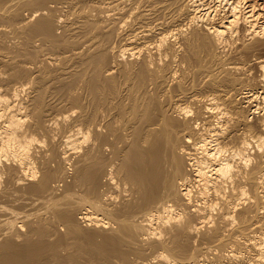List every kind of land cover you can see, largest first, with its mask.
<instances>
[{"label":"rangeland","instance_id":"rangeland-1","mask_svg":"<svg viewBox=\"0 0 264 264\" xmlns=\"http://www.w3.org/2000/svg\"><path fill=\"white\" fill-rule=\"evenodd\" d=\"M2 1V2H1ZM14 1V3H13ZM20 1V3H19ZM28 1V0H26ZM25 0H18V2H16L15 0H0V12L3 14L0 13V35L2 37H0V89H2V93L4 92H7V90H10L12 89V85L15 84V83H12V82H17L19 81L20 79L24 82V87L25 89H23V91H20V95L17 99V102L20 100V101H24V102H20L17 103V104H20L22 105V109H21V116L23 117V120H25L24 124H25V128L29 127L30 130L28 131L27 129V133H32V134H36V141H34V145H32V148H31V151H32V154H31V159H32V163H33V166L36 168L35 170L37 171V174L38 176L37 179L34 178L35 180H25L23 185L21 184H17L16 183V178H18V175L22 176L20 173H17L15 171V166L12 165V168L10 169V171H12V173L9 174V176L7 174H3L0 178V222L2 223V219L6 220L11 214L14 212V210H16L15 212L18 214V216H13V217H10V219L12 218H18L19 219H16L15 222H11L12 226H10L11 224H8L5 222L2 223L4 224L3 226L5 227H0L1 228H6L5 231L4 229L1 230V234L0 236L3 237V234L8 237H12L11 235V232L9 234L8 231H11V229L13 228V224L15 225V227L17 225L20 226V228L23 227V222H22V218L25 217L26 215H30V217H26L28 218L27 221L25 222L29 224V221L33 223V227L35 226V224L37 225L35 228L38 229L35 230L31 228V224L30 223L29 225H26L24 224V228H22L23 230H27L29 231V229L32 230L31 234L27 235L29 232L25 233L24 231L23 232V235L26 234V237L24 235V238H18V236L20 235V237L22 236L20 233H18V236H17V232L19 230H21L19 228V226H17L18 228V231L15 230V227L14 229H12V234L16 235V239L14 240L13 238H15L13 236L12 240H14V244L16 243L15 241L18 239H20L19 242H21L23 239L24 240H28L27 242L29 243V245L25 242H23L24 244H21L17 242L18 245H23V247H25L24 245H28V246H31V243L33 244V246L31 247H28L30 250L33 251L34 247H39L34 251H39L40 254H36L34 253V251L32 252V254L34 253L35 255L33 256L31 253L30 255H28L29 257V260L32 262H29L26 261V260H23L26 261L25 264H99L98 262L96 261H90L88 262L87 260H89V255L90 254H87L85 251H82L81 249H79V247L77 246V239L75 237V235L73 234H70V224L66 223L65 221H63L60 217H59V214L61 213H65V212H69L71 210H73V205H76L74 206V210L77 212H75L74 214H77L75 215L74 218H76V216H81L80 214L85 212V208H87V204L83 203H79L80 200H82L84 197H86V199L91 200L93 199L92 201H94V198H90V195L89 194V198L87 196L88 193H90L88 190L86 189V185H81V184H76L75 183H70V181H72L74 179L75 181V176L77 172L76 170L80 169V164H82L83 162L81 163H78L79 162V158L81 160L84 159V155L88 152V150H91V146H93L92 148L93 149H98L95 145H93L94 143H91V140H93V142H102V140L100 139H104L107 141L108 145L105 146V150L104 152H100L95 151V154H97V156H95L94 158L95 159H98L96 161H98V165H104L106 167V165H109L113 162H120V157H116V156H112V158L114 159V161L110 162V158L111 155H115V153L119 152L122 148L126 150L125 154H129V150L131 151L130 154L132 153L133 151V142L132 140H135V136L136 135H133L135 132V134H137V131L136 129H129L133 131V134H131L132 131L130 132H127V131H123V130H119L118 133H115L114 131V135L110 134L109 136L106 135L107 134V130L104 129L103 132H97L98 133V136H96L95 134H97L96 132L95 133H92L91 135V138L93 139H89V143L87 141H81V143L79 144L80 146L78 147V149H70L69 153H67L68 156H66V158L64 159L63 158V155H60L59 153H61V151L63 152L64 150H66V147L64 146V143H63V139L65 138V136L69 133H71L70 131H67L68 128V125H69V129H72L75 127V124L78 128H80V125L81 127L83 128V124H85V122L82 124L80 123L81 121H85V118H83V116H87V111H88V108H89V102L91 104L92 102V94L88 91V89L86 88V82L84 79H87L88 80V74L89 72L90 73H94L91 71V69L93 68L94 69V66H97L96 65V60L98 58H102L103 56L104 57H108V60H109V63L110 61L111 62H114L116 60V56L117 53L115 52H118L117 50H120L122 49V47L124 45H127V42H128V51H132L130 50V46H132V44H134L132 47L134 49H136V53L142 49L139 48V45L142 46L141 42H138L137 41H132V37L134 36V34H136L137 36H141L142 35H145V33H147L149 30H151L150 32L152 33L151 35L152 36H149L148 38L150 39L149 41L153 42L152 44L154 45L156 43V40L158 39V37L156 35H158L160 38L162 37H165V38H169L167 39V46L166 43L164 45L163 48L166 47V49H163L161 51V53H156V54H153L151 53L150 56H149V59L147 57V60L149 62L153 61V63L155 62V64L152 63V65H150V67L152 66L154 69H155V66H156V69H158V67H160L158 69V72H159V75L163 81V89L159 88L158 92L156 93V97L159 96L158 98L155 97V101L154 99L151 101H149L150 105H151V108L153 109L154 111V108L155 110H157L159 108V106H161V108L167 110V112L169 110L172 109V111L168 112V115L171 117H175L180 121L181 120V124L183 125L184 122L185 123H189L188 125L190 126V124H193V126L195 125L197 128L196 129H200L199 126H203V123L204 122H207L209 124V118L211 117L209 114L208 116L206 115H201L205 110V103L209 102L208 100L210 98H213V97H217V98H221V101L222 103L224 104V101L225 103H227L223 108L225 109H228L227 111L229 112H225V118L223 116V118L221 119H224V123L223 121L220 119V120H215L214 117H211L210 120H215L214 123H217L218 121L220 122V124H225L228 119V117L230 118L231 117V122H229V127L227 126L228 129H226V124H225V131L223 132V134L219 137L222 138L220 140H223L224 142H228V139H227V136H228V132L231 130V151L232 149L237 148L239 146V144L244 140V139H250L251 136H258L260 134L263 135L264 137V127L262 126L264 124V81L262 80V70L259 66V62L262 61L264 59V46H261V45H258V47H254L251 48V47H247L248 45L252 44L253 41L255 40L251 35H248L249 37L247 38V33H244V29L243 28V25H239L240 27L238 28L239 30H237V32L234 34V37L232 36L233 39L231 38H228L229 40L228 41H225L227 44L224 43V45H222L221 47H212V48H216L215 50H212V48L210 47H206L207 49H209V51H207L206 53V49L205 47H200L199 48V51H198V55L197 56H191L190 53H189V50H188V47L186 46L185 44V41L186 39L189 38V36L192 35V33L190 34V32L192 31L193 34L196 32H200L201 33V36L204 37V40L206 42H208L209 38H210V35L207 36L206 34H204L205 32L207 33V31L205 30V27H203V25L205 26L204 23H209L211 22L210 20H213V21H219V20H216L219 18V16H223V13L225 15V13H227V11H229V8L231 7V5L229 4L228 6L226 5L222 10H219L220 6L218 5L219 3L215 2L214 0H195L197 4H201L203 5V9L209 11H211V9L213 11H211L212 13V16L211 17H214L215 15V20L214 18L213 19H210V20H206L207 18L203 19V20H199L197 21V23L194 25H192L190 23V21L188 19L189 16L191 17L192 14L195 15L196 13V10L194 11L193 9H189L185 6H187L190 3H192V1L194 0H179V1H182L181 2H176V0H173V3H174V6L172 5V1L171 0H167L168 2H165L167 6H165L164 4L161 3L160 7L161 10L159 9L155 11V13L152 12V14L150 15H147V16H142V10H151V7L150 6H153L154 3H156V6L158 5L157 4V1L158 0H150V2L148 0H104L102 2V0H37V4H36V1H34L33 3L35 5H33V3L31 4H28V2H26ZM30 1V0H29ZM40 1V3H39ZM44 1H46L44 3ZM50 1V2H49ZM70 1V2H69ZM76 1V2H75ZM83 1V2H82ZM115 1V3H113ZM133 1V2H132ZM136 1V3L134 2ZM142 1V2H141ZM154 1V2H153ZM156 1V2H155ZM164 1V0H162ZM162 1H158V2H162ZM175 1V2H174ZM186 1H188L186 3ZM200 1V2H199ZM14 4H12V3ZM26 2V3H25ZM68 2V3H67ZM118 2V3H117ZM127 2V3H126ZM138 2V4H137ZM152 2V3H151ZM170 2H171V6H170ZM202 2V3H201ZM209 2V3H208ZM12 5H11V4ZM24 3V4H22ZM64 3L66 4L64 6ZM83 3V4H82ZM104 3V4H103ZM132 3V4H131ZM142 3V4H141ZM147 3V4H146ZM169 5H168V4ZM176 3V4H175ZM178 3V4H177ZM195 3V4H196ZM8 4V5H7ZM40 4V6L38 5ZM62 4V6H61ZM68 4V5H67ZM78 4V5H77ZM137 4V6H136ZM143 4L145 5L144 8L142 7ZM150 4V5H149ZM181 4V5H180ZM186 4V5H185ZM208 6H207V5ZM211 4V6H210ZM215 6H214V5ZM8 7H7V6ZM10 5V6H9ZM42 5V6H41ZM58 7H57V6ZM70 5V6H69ZM117 5V6H116ZM128 5V6H127ZM132 7L130 8L129 7ZM147 5V6H146ZM206 5V6H205ZM217 5L219 7H217ZM13 6V7H11ZM15 6V7H14ZM28 6V7H27ZM30 6V7H29ZM46 6V7H45ZM61 6V7H59ZM80 6V7H79ZM181 6V7H180ZM4 7V8H3ZM7 7V8H6ZM10 7L12 9H10ZM22 7V8H21ZM36 7V8H35ZM38 7V8H37ZM54 9H53V8ZM63 7V8H62ZM91 7V8H90ZM127 7V8H125ZM138 7V9H137ZM164 7V8H163ZM166 7V9H165ZM179 7V8H178ZM184 7V9H183ZM211 7V8H210ZM218 8V12L217 11H214ZM227 7V9H226ZM47 8V9H46ZM48 8H51V9H48ZM60 8V9H59ZM134 8V9H133ZM143 8V9H141ZM163 8V9H162ZM173 8H176V9H179V10H176V9H173ZM187 8V9H186ZM200 8V10L202 9ZM3 9V11H2ZM25 9V10H24ZM34 9H38L36 11H38L39 13L36 12L37 15H35V11ZM42 9V10H41ZM82 9V10H81ZM181 9V11H180ZM4 10L6 12H4ZM8 10H9V13H8ZM19 11V12H14V11ZM33 10V11H31ZM50 10V11H49ZM58 10V11H57ZM62 10V11H61ZM136 10V11H135ZM143 10V11H144ZM12 13H11V12ZM30 11H31V15H30ZM41 11V13H40ZM48 11V12H47ZM54 11V12H53ZM93 11V12H92ZM129 11V12H128ZM158 11V12H157ZM163 11V12H162ZM175 11V12H174ZM177 11V12H176ZM183 11V12H182ZM186 11V12H185ZM226 11V12H225ZM46 12V13H45ZM51 12V13H49ZM57 12V13H56ZM140 12V13H139ZM142 12V13H141ZM157 12V13H156ZM173 12V13H172ZM185 12V14H184ZM192 12V13H191ZM195 12V13H194ZM216 12V13H215ZM221 12V13H220ZM6 13V14H5ZM8 13V14H7ZM46 15H45V14ZM49 13V14H48ZM84 13V14H83ZM91 13V14H90ZM162 13V14H160ZM215 13V14H213ZM43 14V15H42ZM86 14V15H85ZM132 14V15H131ZM155 14V15H154ZM164 14V15H163ZM167 14V16H166ZM188 14V15H187ZM20 17H18V16ZM22 15V16H21ZM50 15V16H49ZM139 17H137V16ZM155 19H153V17ZM158 15V16H157ZM163 15V16H162ZM4 16V17H3ZM26 16V17H25ZM32 16V17H31ZM36 16V17H35ZM43 16V17H42ZM45 16V17H44ZM59 16V17H58ZM87 16H90V17H87ZM92 16V17H91ZM151 16V17H150ZM162 16V17H161ZM169 16V17H168ZM170 16H173L170 17ZM175 16V18H174ZM178 16V18H176ZM24 17V18H23ZM40 17V18H39ZM161 17V18H159ZM218 17V18H217ZM5 20H8V21H5ZM11 18V19H10ZM24 22H23V20ZM29 18L30 21H27ZM31 18V19H30ZM33 18V20H32ZM41 18L44 20H48L51 26V29L53 30V37L51 36H48L45 31H41L40 29H38L40 31V34H39V31L37 30V24H38V20ZM159 18V19H157ZM21 19V20H20ZM134 19V20H133ZM136 19V20H135ZM143 19V20H142ZM149 19V20H148ZM157 19V20H156ZM171 19V20H170ZM177 19V20H176ZM187 19V20H186ZM60 20V22H59ZM186 20V21H185ZM20 21L22 22L21 24H24V25H20ZM26 21V22H25ZM32 21V22H31ZM153 21V22H152ZM159 21V22H158ZM166 21V22H165ZM175 21V22H174ZM209 21V22H208ZM30 22V23H29ZM163 22V23H162ZM173 22V23H172ZM3 23V24H2ZM29 23V24H28ZM37 23V24H36ZM56 23V24H55ZM142 23V24H141ZM157 26H156V24ZM170 23V24H169ZM177 23V24H176ZM182 23V24H181ZM187 25H186V24ZM201 23V24H200ZM10 24V25H9ZM26 24V26H25ZM32 24V25H31ZM36 24V25H35ZM65 24V25H64ZM161 24V25H160ZM168 24V25H167ZM172 24V25H171ZM184 24V25H183ZM190 24V25H189ZM18 25V27H17ZM35 25V26H34ZM62 25V26H61ZM143 25V26H142ZM154 25V26H153ZM202 25V26H201ZM2 26H4V28L2 29ZM8 28H7V27ZM33 26V28L35 27L34 30H37L36 33L34 30H31V27ZM61 26V27H60ZM64 26V27H63ZM131 26V27H130ZM141 26V27H140ZM162 26V27H161ZM192 26V27H191ZM26 27V28H25ZM28 27H30L28 29ZM56 27V28H55ZM154 27V28H153ZM172 27V28H171ZM179 30H177V28ZM188 27V28H187ZM242 27V28H241ZM7 28V29H6ZM14 28V29H13ZM55 31H54V29ZM140 30H139V29ZM157 28V29H156ZM166 28V29H165ZM171 28V29H170ZM197 28V29H196ZM241 28V29H240ZM4 29H6L4 31ZM133 29V30H132ZM154 29V30H153ZM161 29V31H160ZM182 29V30H181ZM193 29H196V30H193ZM204 29V30H202ZM3 30V31H2ZM30 30V31H28ZM57 30V31H56ZM66 30V31H65ZM103 32H102V31ZM106 30V31H105ZM119 30V31H118ZM124 30V31H123ZM174 30H177V31H174ZM181 30V31H180ZM185 30V31H184ZM200 30V31H199ZM202 30V31H201ZM1 31H2V34H1ZM15 33H14V32ZM59 31V32H58ZM126 31V32H125ZM144 34H142V32ZM155 33H154V32ZM171 32L170 35H168L169 33H165V32ZM174 33H173V32ZM190 31V32H189ZM18 32V33H17ZM32 32V33H31ZM99 32V33H98ZM116 32V34H115ZM135 32V33H134ZM138 32V34H137ZM140 32V33H139ZM150 32L149 35H150ZM161 32V33H160ZM164 32V33H163ZM30 33V35H29ZM36 35H35V34ZM55 33V34H54ZM131 33V34H130ZM134 33V34H133ZM147 33V34H148ZM163 33V34H162ZM178 33V34H177ZM186 33V34H184ZM239 33V34H237ZM19 34V35H18ZM43 34H45L43 36ZM63 34V35H62ZM98 34V35H97ZM161 34V35H159ZM166 36H163L165 35ZM175 34V35H174ZM189 34V35H187ZM198 34V33H197ZM243 34V35H242ZM24 35V36H23ZM94 35V36H93ZM122 35V36H121ZM133 35V36H131ZM178 35V36H177ZM180 35V36H179ZM183 35V36H181ZM245 35V37H244ZM14 36V37H13ZM19 36V37H18ZM21 36V37H20ZM41 36V37H40ZM43 36V37H42ZM57 36V37H56ZM99 36V38L97 37ZM110 36V37H109ZM156 36V40H154V37ZM172 36V37H171ZM174 36V37H173ZM193 36V35H192ZM239 36V37H238ZM243 36V37H242ZM6 37V38H5ZM94 37L98 38V40L95 38V40L93 39ZM101 37V38H100ZM118 37V38H117ZM152 39H151V38ZM188 37V38H187ZM35 38V39H34ZM39 38V39H38ZM60 40H58V39ZM105 38V39H104ZM130 38V39H128ZM175 38V39H174ZM185 40H182L184 39ZM242 38V39H241ZM56 39V40H55ZM63 39V40H62ZM112 39V40H111ZM119 39V40H118ZM128 39V40H126ZM232 41H231V40ZM244 39V40H243ZM253 39V40H252ZM7 40V41H6ZM34 40V41H33ZM110 40V41H109ZM131 40V41H130ZM148 40V39H147ZM146 40V41H147ZM173 42H172V41ZM181 40V41H180ZM236 40V41H235ZM243 40V41H241ZM6 41V42H5ZM18 41V42H17ZM21 41V42H20ZM33 41V42H32ZM37 41V43H36ZM54 42V43H49V42ZM90 41V43H89ZM101 41V42H100ZM123 41V42H122ZM180 41V42H179ZM229 41H230V44H229ZM240 41V42H239ZM249 41V42H248ZM56 42V43H55ZM59 42V43H58ZM131 42V43H129ZM137 42V44H135ZM184 42V43H183ZM246 42V43H245ZM36 43V44H35ZM62 43V45H61ZM95 45H93V44ZM101 43V44H100ZM171 43L174 45L172 47ZM181 43V44H180ZM209 43V42H208ZM232 43V44H231ZM246 45H245V44ZM27 44V45H26ZM29 44V45H28ZM32 44V46H31ZM35 44V46L33 45ZM55 46H54V45ZM99 44V45H97ZM104 46H103V45ZM124 44V45H123ZM131 44V45H130ZM157 44V43H156ZM155 44V45H156ZM177 44V46H176ZM244 44V45H242ZM8 45V46H7ZM57 45V46H56ZM83 45V46H82ZM84 45H86L84 47ZM227 45V46H226ZM7 46V47H6ZM31 46V47H30ZM63 46V47H62ZM92 46V47H91ZM94 46V47H93ZM115 46V47H114ZM121 46V47H120ZM139 48L137 50V48ZM261 46V47H260ZM5 47V48H4ZM18 47V48H17ZM53 47V49H52ZM55 47V48H54ZM82 47V49H81ZM112 47V48H111ZM125 47V46H124ZM131 47V48H132ZM169 47V48H168ZM178 47V49H177ZM227 47V48H226ZM62 48V50L60 49ZM71 48V49H70ZM87 48V49H86ZM93 48L89 53L91 56H87L89 55V53L87 52L89 49ZM102 48V49H101ZM104 48V49H103ZM106 48V49H105ZM111 48V49H110ZM119 48V49H118ZM126 48V47H125ZM132 48V49H133ZM176 48V49H175ZM204 48V49H203ZM225 48V49H224ZM250 48V49H248ZM64 49V50H63ZM73 49H74V52H73ZM84 49V50H83ZM100 49V50H99ZM107 49H110V50H107ZM115 49V50H114ZM133 49V51H134ZM171 49V50H170ZM182 49V50H180ZM252 49V50H251ZM52 50V51H51ZM70 50V51H69ZM82 50H83V53H82ZM204 50V51H203ZM240 50V51H239ZM245 50V51H244ZM23 51V52H22ZM64 51V52H63ZM79 54L76 53V52ZM87 53H86V52ZM102 51L101 53H97V52H100ZM176 53H175V52ZM182 51V52H180ZM186 51V52H185ZM200 51H203V53H201ZM218 51V52H217ZM11 52V53H10ZM71 52V53H70ZM85 52V53H84ZM94 54H93V53ZM109 52V53H108ZM128 53L127 50L126 52L124 51V53L126 54H123L124 56L120 57V61L119 63H124V64H121V69L122 71H125V72H132L134 70V72L138 70L137 74L138 76L141 74V76L139 77L142 81L143 79H146V81H149V79L147 78V76L149 78H151V76L153 77V75H157L156 70H154L152 67L149 68L148 64H150L149 62L145 61L144 60V57L143 55L141 54V56H137L141 50L139 51L138 54L135 53L136 56H132V53ZM144 51H142L143 53ZM169 53V54H166ZM172 52V53H171ZM200 52V53H199ZM255 52V53H254ZM259 52V54H258ZM3 53V54H1ZM9 53V54H8ZM23 53V54H22ZM54 53V54H53ZM65 53V54H64ZM103 53V54H102ZM111 53V54H110ZM115 53V55H114ZM155 53V52H154ZM175 53V55H174ZM210 55H209V54ZM213 53V54H212ZM218 53V55H217ZM222 53V54H221ZM25 54V55H24ZM48 54V55H47ZM51 54V55H50ZM56 54V55H55ZM70 55V56H67V55ZM81 54H84L82 56H84V59L82 57H80ZM93 54V55H92ZM103 56H102V55ZM113 54V55H112ZM128 54V55H127ZM130 54V56H129ZM160 54V55H159ZM164 54V55H163ZM172 54V55H170ZM183 54V56H182ZM225 57H224V55ZM255 54V55H254ZM258 54V55H257ZM46 55V56H45ZM59 55V56H58ZM61 55V57H60ZM64 57H63V56ZM78 56L77 58L79 59V61L77 60L76 56ZM87 57H86V56ZM97 55H101L100 56H97ZM110 55V56H109ZM155 55V56H154ZM208 55V56H207ZM215 55V56H214ZM58 56V58H57ZM67 56V57H66ZM115 56V58H114ZM154 56V57H153ZM158 56V57H157ZM166 56V57H164ZM170 56V57H169ZM188 56V57H187ZM212 56V58H211ZM229 56V57H227ZM256 56V57H255ZM4 57V58H3ZM41 57V58H40ZM44 57V58H43ZM46 57V58H45ZM112 57V58H110ZM126 57V59H125ZM139 59H138V58ZM142 57V58H141ZM161 57V58H159ZM214 57V58H213ZM221 57V58H220ZM261 57V59L259 58ZM263 57V58H262ZM23 58V59H22ZM66 58V59H65ZM74 58V59H73ZM89 58V59H87ZM115 60H114V59ZM137 58V59H136ZM156 58H159L158 60H156ZM174 58V59H172ZM188 58V60H187ZM224 58V59H223ZM6 61H5V60ZM15 59V60H14ZM82 61H81V60ZM87 59V60H85ZM113 59V60H112ZM152 59V60H151ZM154 59V60H153ZM194 59V60H193ZM260 59V60H259ZM17 60V61H16ZM41 60V61H40ZM47 60L48 63L46 65L45 61ZM64 60V61H63ZM71 60V61H70ZM76 60V61H74ZM85 60V61H84ZM92 60V61H91ZM124 60V62L122 61ZM131 61L129 63V61ZM135 60V61H134ZM144 60V61H143ZM151 60V61H150ZM160 60V61H159ZM163 62H162V61ZM175 62H174V61ZM178 60V61H177ZM203 60V61H202ZM222 60V61H221ZM258 60V61H257ZM2 61L4 63H2ZM24 61V62H23ZM28 61V62H27ZM44 61V62H43ZM70 63H69V62ZM73 61V62H72ZM138 61V62H136ZM157 61V62H156ZM171 61V62H170ZM214 61V62H213ZM217 61V62H216ZM230 61V63L228 62ZM38 62V64H36ZM54 64H53V63ZM68 62V63H67ZM79 62V63H78ZM88 64H86V63ZM128 62V63H127ZM147 62V63H145ZM160 62V63H159ZM173 62V63H172ZM178 62V64H177ZM201 62V63H200ZM28 63V64H27ZM42 63V64H41ZM56 63V64H55ZM84 63V64H82ZM90 63V65H89ZM93 63V64H91ZM132 63V64H131ZM163 63V64H161ZM168 63V64H167ZM175 63V64H174ZM184 63V64H183ZM213 63V64H212ZM218 63V64H217ZM220 63V64H219ZM13 64V65H12ZM30 64V65H29ZM33 64V65H32ZM61 64V66H60ZM77 64V65H76ZM112 64V63H111ZM127 64V66L125 65ZM131 64V65H129ZM136 64V65H135ZM139 67H138V65ZM140 64H142L140 66ZM160 64V65H159ZM226 64V66H225ZM258 64V65H257ZM35 65V66H34ZM70 65V66H69ZM89 67H88V66ZM93 66V67H90V66ZM124 65H125V68H124ZM135 65V66H134ZM159 65V66H158ZM166 65V66H165ZM169 65V67L167 66ZM41 66V67H40ZM46 66V67H45ZM59 66V67H58ZM76 66V67H75ZM86 66V67H85ZM147 66V67H146ZM163 66V67H162ZM171 66V67H170ZM182 66V67H181ZM6 67V68H5ZM29 67V68H28ZM73 69H72V68ZM131 68L130 70H128ZM135 67V68H134ZM177 67V68H176ZM214 67V68H213ZM229 67V68H228ZM40 68H41V71H40ZM68 69L69 70V73H67V71H65L64 69ZM85 68H88V69H85ZM91 68V69H90ZM138 68V69H137ZM144 68V69H142ZM171 68V69H170ZM227 68V69H226ZM232 68V69H231ZM235 68V69H234ZM38 69V70H37ZM47 69V70H46ZM79 69H80V72H79ZM82 69V70H81ZM126 69V70H125ZM142 69V70H141ZM146 69V71H145ZM151 71H150V70ZM165 69H168L165 71ZM230 71H229V70ZM30 70H31V73H30ZM34 70V71H33ZM78 70V71H77ZM128 70V71H127ZM147 70H149L151 74H148ZM40 71V72H39ZM54 71V72H53ZM63 71V72H62ZM71 71L73 72V74H71L70 76V73ZM140 71V72H139ZM145 71V72H143ZM155 73H153V72ZM164 71V72H163ZM176 71V73H175ZM3 72V73H2ZM49 72V73H48ZM62 72V73H61ZM76 73V76H75V73ZM77 72H79L80 74H82L80 76V74H78ZM167 72V73H166ZM170 72V73H169ZM173 72V73H172ZM36 73V74H35ZM39 73V74H38ZM41 73V74H40ZM51 73V74H50ZM54 73V74H53ZM87 73V75H86ZM122 73V72H121ZM116 74V77H117V82H118V85L121 86V84L123 85L125 83L124 81V78H123V75L122 74ZM165 73V74H164ZM5 74V75H4ZM15 74V76H14ZM30 74V75H29ZM46 74V75H45ZM56 74V75H55ZM62 74V75H61ZM148 74V75H146ZM9 75V76H8ZM41 75V77L39 76ZM64 75V76H63ZM86 75V76H85ZM93 74H90V76H92ZM146 75V76H145ZM176 75V76H174ZM184 75V76H183ZM3 76V77H1ZM22 76V78H21ZM48 76V77H47ZM50 76V77H49ZM62 76V77H61ZM80 76V77H79ZM87 77V78H82L81 77ZM120 76V77H119ZM10 77V78H8ZM13 77V78H12ZM43 77V78H42ZM46 77V78H45ZM54 77V79L52 78ZM56 77H57V80H56ZM73 79H72V78ZM77 77V79H76ZM79 77V78H78ZM146 77V78H145ZM19 78V79H18ZM33 80H32V79ZM42 78V79H40ZM45 78V79H44ZM64 78V79H63ZM70 79V81L68 79ZM174 78V80H173ZM4 79V80H3ZM29 79V80H28ZM47 79H48V82H47ZM63 79V80H61ZM74 80L73 82H71L72 80ZM166 79V80H165ZM20 80V81H21ZM28 80V81H27ZM42 80V81H41ZM86 80V81H87ZM168 80V81H167ZM186 80V81H185ZM3 81V83H2ZM17 82L15 85L17 86H20V84H22L23 82ZM44 81V82H43ZM60 81V82H59ZM67 81V82H66ZM167 81V82H166ZM175 81V82H174ZM177 81V82H176ZM179 81V83H178ZM185 81V82H184ZM8 84H6V83ZM42 82V83H40ZM54 82V83H53ZM58 82V83H57ZM64 83L65 86H64ZM77 82V83H76ZM26 83V84H25ZM28 83V84H27ZM60 83V84H59ZM72 83V84H71ZM149 83V82H146V84ZM166 83V84H165ZM56 84V85H55ZM68 84V85H67ZM178 84V85H177ZM5 85V86H4ZM9 85V87H8ZM34 85V86H33ZM48 85V86H47ZM73 85V87H72ZM79 85V86H77ZM183 85V86H182ZM4 88H3V87ZM13 85V88L16 87ZM60 86V87H59ZM62 86H64V90L62 88ZM68 88H67V87ZM124 86V85H123ZM122 86V87H123ZM148 86V85H147ZM180 86V87H179ZM55 87V88H54ZM85 87V88H84ZM169 89H168V88ZM186 87V88H185ZM7 88V89H5ZM56 88H58L56 90ZM62 88V89H61ZM67 88V90H66ZM70 88V89H69ZM161 89V90H160ZM5 90V91H4ZM25 90V91H24ZM61 90V91H60ZM186 90V91H185ZM11 91V90H10ZM39 91V92H38ZM60 91V92H59ZM63 91V92H62ZM86 91V92H85ZM168 95H167V93ZM169 91V92H168ZM9 92V91H8ZM55 92V93H54ZM243 92V93H242ZM22 93V94H21ZM60 93V94H59ZM72 93V94H71ZM170 93V94H169ZM76 94V95H75ZM81 94V95H80ZM89 94V95H88ZM91 94V95H90ZM166 94V95H164ZM22 95V96H21ZM37 95V96H35ZM64 95V96H63ZM229 95V96H228ZM20 96L22 98H20ZM61 96V97H59ZM77 96V98H76ZM197 96V97H196ZM263 96V97H262ZM164 97V98H163ZM228 99H227V98ZM231 97V98H230ZM160 98V99H159ZM170 98V99H169ZM174 98V99H173ZM208 98V100H207ZM225 98V99H224ZM255 98V99H254ZM27 99V101H25ZM73 99V100H72ZM81 99V100H80ZM177 99V100H176ZM230 99V100H229ZM69 100V101H68ZM72 100V101H71ZM78 100V102H77ZM90 100V101H89ZM170 100V101H169ZM41 101V102H40ZM63 101V103H62ZM164 101V102H163ZM167 101V102H166ZM172 101V102H171ZM231 101V103L229 102ZM246 101V102H245ZM76 102V104H75ZM152 102V103H151ZM169 102V103H168ZM197 102V104H196ZM202 102V103H201ZM23 103L26 105L24 106ZM50 103V104H49ZM157 105H156V104ZM167 103V104H166ZM201 103V104H200ZM204 103V104H203ZM230 103V104H229ZM72 104V105H71ZM155 104V105H153ZM170 104V105H168ZM176 104V106H175ZM60 105V106H59ZM63 105V106H62ZM65 105V106H64ZM84 105V106H83ZM86 105V106H85ZM88 105V106H87ZM159 105V106H158ZM182 107H180V106ZM202 105V106H201ZM31 106V107H30ZM58 106V107H57ZM80 106V107H79ZM154 106V108H153ZM157 106V107H156ZM163 106V107H162ZM175 106V108L173 107ZM230 108H229V107ZM33 107V108H32ZM57 107V109H56ZM179 107V108H178ZM200 107V108H199ZM36 108V109H35ZM47 108V109H46ZM176 108L178 109H183L182 111V115L181 114H178V113H174L175 110H177ZM38 109V110H37ZM62 109V110H61ZM75 109V110H74ZM80 109V110H79ZM86 111H85V110ZM90 109V108H89ZM174 109V111H173ZM200 109V110H199ZM231 109V111H230ZM82 110V111H81ZM26 111V112H25ZM46 113H45V112ZM112 111V110H111ZM152 111V112H153ZM217 110H215L216 112ZM44 112V113H43ZM50 112V113H49ZM174 114H173V113ZM218 112V111H217ZM217 112L214 114L212 113L213 115L217 116ZM24 113V114H23ZM84 113V114H83ZM50 114V115H49ZM171 114V115H170ZM211 114V115H212ZM57 115V116H56ZM184 115V116H183ZM65 116V118H64ZM82 116V119L83 120H80L79 118H81ZM84 116V117H85ZM204 116V117H203ZM41 117V118H40ZM56 117H59V118H56ZM181 117V118H180ZM208 117V118H207ZM64 118V119H63ZM75 118V119H74ZM119 117H116V118H111L110 120H113L111 123H113L114 121L116 122L115 124L118 125V126H121L122 124V121H120L119 119H117ZM180 118V119H179ZM203 118V119H202ZM214 118V119H212ZM40 119V120H39ZM197 119V120H196ZM200 119V120H199ZM207 119V120H206ZM49 122H48V121ZM51 120V121H50ZM54 120V121H53ZM58 120V121H57ZM74 120V121H73ZM76 120V121H75ZM78 120H80L78 122ZM118 122H121V123H118ZM41 121V123H40ZM46 121V122H45ZM54 123H53V122ZM56 121V123H55ZM199 121V122H198ZM217 121V122H216ZM76 122V123H75ZM195 122V124H194ZM200 123L199 125L197 123ZM45 123V125H44ZM80 125H78V124ZM118 123V124H117ZM202 123V124H201ZM206 123V124H207ZM212 123V122H211ZM34 124V125H33ZM49 124V125H48ZM63 124V125H62ZM67 124V125H66ZM74 124V125H73ZM219 124V125H220ZM218 125L219 128L222 130V128L224 129V125ZM71 125V126H70ZM114 127L116 125H114V123L112 124ZM181 125V126H182ZM187 124L183 125L181 128H182V132H184L185 128L187 127V130L190 128V127H193L192 125L189 127ZM228 125V124H227ZM65 126V127H64ZM118 126L117 129H118ZM194 126V128H195ZM222 126V128H221ZM45 127V128H44ZM50 127V128H49ZM231 127V128H230ZM54 128V129H53ZM56 128V129H55ZM76 128V127H75ZM184 128V129H183ZM192 128V129H194ZM218 128V129H219ZM37 129V130H36ZM39 129V130H38ZM52 129V130H51ZM121 129V128H120ZM195 129V130H196ZM83 130H85V127L83 128ZM135 130V132H134ZM193 131V130H188V132L186 133H180V134H183L181 135L184 139L185 135H188L189 137H192L194 135V133L196 131ZM226 130H229L228 132H226ZM32 131V132H31ZM46 131V132H45ZM56 131V132H55ZM123 131V133H122ZM181 131V130H180ZM186 131V130H185ZM34 132V133H33ZM36 132V133H35ZM61 132V133H60ZM68 132V133H67ZM105 132V133H104ZM127 132V133H126ZM226 132L227 136H224L226 134H224ZM54 135H53V134ZM112 133V132H111ZM122 133V134H121ZM126 133V134H125ZM130 133V134H128ZM191 133V134H190ZM222 133V132H221ZM38 134V135H37ZM60 134V135H59ZM109 134V132H108ZM116 134L117 136H120L119 138L116 137ZM190 134V135H189ZM252 134V135H251ZM31 135V134H30ZM100 135L102 136V138L100 137ZM126 135H129V136H126ZM131 135H133V139L131 137ZM251 135V136H250ZM63 136V137H62ZM94 136V137H93ZM113 136V138H112ZM122 136V138H121ZM196 136V134L192 137V139ZM54 137V138H53ZM96 137V138H95ZM99 137V140H96L98 139ZM130 139H128V138ZM164 137V138H163ZM226 137V138H224ZM53 138V139H52ZM108 138V139H106ZM117 138V139H116ZM121 138V139H120ZM160 139H163L159 142L158 140H156L155 143H162V146L163 148L161 147L160 151L161 153H165L166 154V147H168V140L165 138V136H161L159 137ZM50 139V140H49ZM52 139V140H51ZM120 139V140H119ZM129 140L127 142V140ZM165 139V140H164ZM55 140V141H54ZM114 144H112V142ZM118 145H122V147L118 146L115 144ZM122 140H125L123 141L124 144L121 142L119 143V141H122ZM181 140V139H180ZM178 141V142H185V140H181V141ZM194 140V139H193ZM109 141V142H108ZM51 142V144H50ZM166 142V144L164 143ZM178 143L179 145H184L186 147H188L187 149H192L191 148V145L189 144H186V143ZM53 143V144H52ZM157 143V144H158ZM88 144V145H87ZM127 144V146L125 145ZM159 144V145H160ZM164 144V145H163ZM252 144V146H251ZM254 143H249V147L247 146V149L248 151L246 150V155L244 156V159H242V157L240 156H232V160H231V164L233 166L232 168V175H231V186H230V183H225V186L224 184L222 185L223 187V193L221 192V189L219 191L216 190L215 187L213 186H210L212 189H210L209 186L205 187L204 185V182L201 181V184L198 183L199 180H201V178L199 179L198 177L196 178L195 174H188L187 176L188 177H191V178H188L187 180V186L190 188V190L192 191V198H194V200H190L187 201L185 200L184 201V197L180 196H176V199H173L172 198V203L174 205V209H176L180 215H183L182 217L184 218V222L186 223H189L188 226H190L192 224V226H190V229L192 228L193 232H191V230H186L184 229V234L182 236H179V240L177 239L178 236L176 237V235L178 233H176V229L178 230V227H177V223H174L172 221V223H168L169 225H173L175 224V227L173 226H169L167 225V223L164 225L163 223L160 224V226H158L159 224H154L155 225V229H158V230H155L158 234H148V233H151L150 231H146L148 235H145V237L147 239H143L144 241V245H143V242L138 240L137 239V236H135L136 238H134L135 240H133V238H129V237H125V239H127L128 241V244H132L134 243L135 241L137 242V246L136 248H139L141 249L142 253H140L141 251H139L140 255H138V253H134L132 255L131 252H129V255L125 254V257L126 259H118L116 262H119L118 264H131V263H136V264H141V259L142 258H147V259H151L154 260L152 261L150 264H160L159 262H162L161 264H165L163 263L164 260H161L159 257V253L160 252H164L165 250V254L170 257L169 259H176V260H180L183 259L184 257L187 258L186 259H189L190 258V261L191 262H195V264H234L232 263V256H240V257H244L243 259L247 260L248 261H252L258 259L257 257V254H254V253H257L256 250H257V247L259 248H262L261 246L263 245V248L262 250L264 251V147L262 144L261 148L260 146H256V145H253ZM98 145V143H97ZM132 147H130V146ZM166 145V146H165ZM58 146V147H57ZM124 146V148H123ZM126 146V147H125ZM165 146V147H164ZM253 146H256V147H253ZM34 147V148H33ZM50 147V148H49ZM62 147V148H61ZM81 147V148H80ZM89 147V148H88ZM95 147V148H94ZM108 147L110 149H108ZM116 147V148H115ZM120 147V149H119ZM160 147V146H159ZM258 147V148H257ZM37 148V149H35ZM39 148V149H38ZM41 148V150H40ZM50 151H49V149ZM60 148V149H58ZM112 148L115 150L113 151ZM128 148V149H127ZM43 149V150H42ZM117 149V150H116ZM165 149V151H164ZM36 150V151H35ZM79 150V151H78ZM87 150V151H86ZM107 150L111 151V152H107ZM119 150V151H118ZM53 151V152H52ZM83 153H81V152ZM101 151H103V149H101ZM38 152V153H37ZM79 152V153H78ZM107 152V153H106ZM31 153V152H30ZM49 153V154H47ZM75 153V154H74ZM102 153V155H98ZM113 153V154H112ZM38 154V155H37ZM52 154V155H51ZM62 154V153H61ZM81 157H80V155ZM104 154L107 156L105 157ZM110 154V156L108 155ZM165 154L164 157H165ZM46 155V156H45ZM48 155V157H47ZM77 155V156H76ZM79 155V157H78ZM72 156V158H71ZM47 157V158H45ZM98 157V158H96ZM103 159H102V158ZM116 157V158H114ZM184 156H182V159L185 160L183 161L184 163H186L187 159H184L183 158ZM36 158V159H34ZM61 160H59V159ZM76 158V159H75ZM101 158L103 161H101ZM246 158V159H245ZM63 159V160H62ZM73 159V161H72ZM75 159V160H74ZM116 159V160H115ZM40 160V161H39ZM57 160V161H56ZM71 160V161H70ZM100 160V161H99ZM109 160V161H108ZM118 160V161H117ZM246 160V161H245ZM37 161V162H36ZM42 161V163H41ZM49 163H48V162ZM75 161V162H74ZM95 161V162H96ZM108 162L106 164H104L105 162ZM11 162L12 164V161H9ZM36 162V163H35ZM62 162H65V164ZM71 162V163H70ZM77 162V164H76ZM88 162V161H87ZM101 162V163H100ZM116 163V165L114 164L115 168H118V171H114L115 173L113 174V177L116 182L114 183V181L112 180L111 182L108 181L106 178H104L103 174L105 173V167L102 168L103 169H93L94 172L92 173V179H90V181H95L96 180V184H97V197L98 199H103L104 200H107V201H104L103 199L101 200L102 201V207L100 208L99 210V215L101 218H103V220L106 222L107 221V224H105L107 227L105 230V232L107 234H109L110 236H112L113 234L114 235H118L119 233L117 232H120V228L122 226H130L129 224L126 223V221H129L130 220H125V222L123 223V219H132L131 217H129L130 215H132V213H128L126 212L125 213V202L127 203H130V202H133L134 205L136 204L137 205V208H135L134 210V213H133V216H138L136 219H138L137 223L135 222V224L137 225H140L142 224L143 222H145L143 219V215L141 213V211H144L143 209L146 208V205L147 203H142L140 200V198H138V195H134L133 194V187L132 186V182L130 181H126L124 180V178L121 176V175H116V174H119V170L121 169V164L120 163ZM123 162V161H122ZM35 163V164H34ZM58 163V164H57ZM60 163V164H59ZM6 164L5 162L1 165L4 167H8L10 166L8 164ZM40 164V165H39ZM48 164V165H47ZM71 165V166H70ZM75 165V169L78 168V169H74V166ZM76 165L78 167H76ZM92 165V164H91ZM120 165V166H118ZM0 167V169H2L3 167ZM55 166V167H53ZM85 165H83L84 167ZM87 168L90 166L89 162L88 164H86ZM118 166V167H117ZM11 167V166H10ZM14 167V168H13ZM44 167V168H43ZM47 167V169L45 168ZM55 168V169H54ZM71 168V169H70ZM82 168V167H81ZM9 170V168H7ZM7 169L4 167L2 170H6L5 172H7ZM74 169V170H73ZM89 169V168H88ZM167 169V168H166ZM42 170V171H41ZM49 170V171H48ZM67 170V171H66ZM103 170V171H102ZM116 170V169H114ZM9 171V172H10ZM74 171V172H73ZM42 172V173H41ZM44 172V175L47 177V182L45 183V185L42 186V179H44V175L42 176ZM52 172V173H51ZM59 172V173H58ZM71 172V173H69ZM104 172V173H103ZM188 172V171H187ZM51 173V174H50ZM64 173V174H63ZM101 173V174H100ZM186 173V172H185ZM236 174V175H233V174ZM253 174V175H252ZM255 174V175H254ZM5 175V176H4ZM11 175V177H10ZM56 175V176H55ZM63 175V176H62ZM116 177H115V176ZM183 174H180V176H182ZM7 176V177H6ZM19 176V177H20ZM118 176V178H117ZM257 176V177H256ZM260 176V177H259ZM6 177V178H5ZM52 177V178H51ZM97 177V178H96ZM171 178V176H168ZM177 176H175V178H177ZM195 177V178H194ZM233 177V178H232ZM263 177V178H262ZM66 178V179H65ZM71 178V179H70ZM104 178V179H103ZM116 178V179H115ZM99 179V180H98ZM197 179V181H196ZM199 179V180H198ZM255 179V180H254ZM14 180V181H13ZM57 180V181H56ZM106 180V181H104ZM251 180V181H250ZM253 180V181H252ZM261 180V181H260ZM9 181V182H8ZM73 181V182H74ZM101 181V183L99 182ZM104 181V182H103ZM120 181V182H119ZM124 181V182H123ZM257 181L259 183H257ZM41 182V183H39ZM68 185H67V183ZM113 182V184H112ZM200 182V181H199ZM251 182V183H250ZM3 183V184H2ZM10 183V184H9ZM31 183V184H30ZM100 183V184H99ZM105 185H104V184ZM120 185H119V184ZM127 183V184H126ZM194 183V184H193ZM16 184V185H15ZM29 184V185H28ZM33 184V186H31ZM73 186H72V185ZM95 184V183H93ZM118 184V185H117ZM125 184V185H124ZM204 186H203V185ZM230 186H228V185ZM256 184V185H255ZM4 185H6L4 187ZM15 185V186H14ZM19 185V187H18ZM81 185V186H80ZM100 185V186H99ZM114 185V186H112ZM201 185V186H200ZM11 186V187H9ZM23 186V187H22ZM29 186V187H28ZM67 186V187H66ZM70 186H72V188L75 187V191L72 190V188H70ZM83 186V187H82ZM102 186V188H101ZM126 186V187H125ZM204 187V193L202 192L203 190H201L200 187ZM240 186V187H239ZM53 187V188H51ZM78 187V188H77ZM114 187V188H113ZM118 187V188H117ZM202 187V189H203ZM221 187V188H222ZM2 188V190H1ZM10 188V189H9ZM31 188V189H30ZM36 188V189H35ZM42 188V189H41ZM80 188V189H79ZM101 190H100V189ZM106 188V189H105ZM129 188V189H128ZM209 188V189H207ZM215 188V189H214ZM229 188V189H228ZM231 188V189H230ZM236 188H239V189H236ZM14 189V190H13ZM25 189V190H24ZM33 189V190H32ZM39 189V190H38ZM78 189V190H77ZM109 189V190H108ZM111 189V191H110ZM132 189V190H131ZM197 189V190H196ZM199 189V190H198ZM236 189V190H235ZM244 189V190H243ZM20 190V191H19ZM45 190V191H44ZM47 190V191H46ZM69 190V192H67ZM82 190V191H81ZM99 190V192H98ZM107 193H106V191ZM210 192H209V191ZM215 192H214V191ZM239 190V191H238ZM4 191V192H3ZM17 191V193H16ZM34 191V192H32ZM53 191V193H52ZM74 192L76 193L75 195H73L74 197H71L72 195L71 192ZM110 191L109 195L111 194L112 198H109L110 196L108 195V192ZM200 191V192H199ZM227 191V192H226ZM231 191V192H230ZM263 191V192H262ZM3 192V193H2ZM26 192V193H25ZM28 192H30L31 194H29ZM67 192V194H66ZM84 192V194L86 195H82ZM105 196L104 198V195L102 196L101 193ZM129 192V193H128ZM131 192V193H130ZM207 192H209L207 194ZM230 192V193H229ZM20 193V195H19ZM52 193V194H51ZM69 193V194H68ZM79 193V194H77ZM82 193V194H81ZM87 193V194H86ZM216 195H215V194ZM219 195H218V194ZM221 193V194H220ZM241 193V194H240ZM6 194V195H5ZM11 194V195H10ZM13 194V195H12ZM18 194V195H17ZM23 194V195H22ZM38 194V195H36ZM42 194V195H41ZM81 194V198L79 197ZM131 194V195H130ZM133 194V195H132ZM203 194V195H202ZM222 194H226V197L225 195L221 196ZM231 194V196H230ZM259 196H258V195ZM5 195V196H4ZM11 198H10V196ZM31 195V196H30ZM48 195V196H47ZM54 195H57V196H54ZM68 195H70L68 198H65L67 197ZM130 195V196H129ZM199 195V196H198ZM201 195V196H200ZM9 196V197H8ZM25 196V197H24ZM47 196V197H46ZM52 196V197H51ZM101 196V197H100ZM108 196V198H107ZM6 197V198H5ZM20 197V198H19ZM41 197V198H40ZM46 197V198H45ZM51 197V198H50ZM61 197V198H60ZM113 197L116 199H113ZM126 198V201L125 199L123 198ZM130 197V198H129ZM135 197V198H134ZM207 197V198H206ZM231 197V198H229ZM17 198V199H16ZM58 198V199H57ZM71 198V200L69 199ZM76 198L74 201L73 199ZM225 198V199H224ZM227 198V199H226ZM16 199V200H15ZM50 199V200H49ZM63 199V200H62ZM111 199V200H110ZM124 200L123 203L121 200ZM231 200V209H226L228 206L227 204V200ZM14 200H15V203H14ZM24 200V201H23ZM109 200L112 202H109ZM113 200V201H112ZM115 200V201H114ZM177 200H181L180 202L177 201ZM183 200V202H182ZM262 200V201H261ZM63 201V202H62ZM67 201V202H66ZM71 201L73 203V205L71 206ZM78 201V202H77ZM118 201V202H116ZM121 201V202H120ZM138 201V202H137ZM200 201V202H199ZM2 202V204H1ZM50 202V203H49ZM55 202V203H54ZM57 202V203H56ZM62 202V203H61ZM107 202V203H106ZM115 202L117 204H115ZM140 202L142 204H140ZM186 202V203H185ZM226 202V203H225ZM236 202V203H235ZM48 203V204H47ZM70 203V204H69ZM109 203V206L107 207L106 205H108ZM111 203V204H110ZM115 206H114V204ZM123 205H122V204ZM126 203V204H127ZM179 203V204H178ZM183 203V205H182ZM211 204L208 206V204ZM5 204V206H3ZM23 204V205H22ZM61 204V206H60ZM80 204V205H79ZM82 204V205H81ZM103 204H104V207H103ZM120 206H119V205ZM145 205V208H144V205ZM176 204V205H175ZM198 204V205H197ZM226 204V206H225ZM262 204V205H261ZM3 206L4 209H2L1 207ZM51 205V207L49 206ZM54 205V206H53ZM56 205V206H55ZM58 205V207H57ZM70 205V206H69ZM85 205V206H84ZM181 205V206H180ZM223 205V206H222ZM6 206H9V207H6ZM15 206V207H14ZM65 206V207H64ZM68 206V207H67ZM106 206V207H105ZM114 206V207H113ZM119 206V208L117 207ZM124 209H122L123 207ZM128 206V205H126ZM188 206H190L188 208ZM192 206V207H191ZM199 206V207H198ZM208 206V207H207ZM222 206V208H221ZM224 206H225V209H224ZM54 207V208H53ZM63 207V208H62ZM70 207V209L68 210V208ZM122 207V208H121ZM181 207V208H180ZM193 207H194V211L192 212L193 210ZM207 207V208H205ZM8 208V209H13V212L10 213V210L5 211V209ZM49 208V209H48ZM66 208H67V211H66ZM78 208V209H77ZM103 208V210H102ZM107 208V209H106ZM109 208H111L110 210H113L112 212L109 210ZM118 210H117V209ZM143 208V209H142ZM184 208V209H183ZM188 208V210H187ZM198 209L200 211H196L195 210ZM202 208V209H200ZM206 209L205 210H203ZM192 209V210H191ZM7 210V209H6ZM21 210V211H20ZM63 210V211H62ZM79 210V211H77ZM82 210V211H80ZM102 210V211H101ZM107 210V212H106ZM110 213H108L109 211ZM115 210V211H114ZM123 210V211H122ZM224 210V211H223ZM229 210H231L229 212ZM6 212V215L4 216V212ZM12 211V210H11ZM48 211V212H47ZM103 213H101V212ZM119 211V213H117ZM221 211V212H220ZM29 212V213H28ZM36 214H35V213ZM54 212V213H53ZM61 212V213H60ZM116 214H115V213ZM121 212L125 213L124 215V218L123 215L121 216ZM181 212L183 214H181ZM197 212V213H196ZM200 212V213H199ZM204 212V213H202ZM210 212V213H209ZM9 213V214H7ZM15 213V215H17ZM42 213V214H41ZM56 213V214H55ZM63 213V214H64ZM79 213V214H78ZM107 213V214H106ZM123 213V214H124ZM187 213V214H186ZM225 213H229L231 216H229V214L225 215ZM106 214V215H105ZM112 215L113 216V219L110 220V217L109 216ZM119 215L120 217L116 216V215ZM209 214V215H208ZM223 214L225 216H223ZM14 215V214H13ZM20 215V216H19ZM45 215V216H44ZM104 215L109 218L107 219L106 217H104ZM201 217H199V216ZM211 215V216H210ZM3 218H2V217ZM135 216V217H136ZM187 216V217H186ZM204 216V217H203ZM228 216V217H226ZM22 217V218H21ZM118 217V218H116ZM126 217V218H125ZM135 217L133 219H135ZM186 217V218H185ZM219 217V218H218ZM40 218V219H39ZM42 218V219H41ZM48 218V219H47ZM105 218V219H104ZM119 218H121V221H116L118 220ZM140 218H142L143 220H140ZM205 218V219H204ZM225 218V219H224ZM8 218V220H10ZM11 219V220H12ZM24 220H26L25 218H23ZM34 219V220H33ZM58 219V220H57ZM79 218H76V220L74 219V223H75V226H78L77 229L80 230L82 229V233L84 234H89V236H92V240L97 243V244H104L105 242V239H103L105 236H108L106 234H102L100 233L101 231H98L100 229L96 228L95 226L93 225H87V223L85 221H82L81 219L78 220ZM115 219V221L113 222V220ZM191 219V220H189ZM219 219V220H218ZM29 220V221H28ZM214 220V221H213ZM224 220V221H222ZM227 220V221H226ZM14 221V219L12 220ZM17 221V222H16ZM48 221V222H47ZM52 221V222H51ZM109 221V222H108ZM136 221V220H134ZM143 221V222H142ZM201 221V222H200ZM19 222V223H18ZM22 222V223H21ZM37 222V223H36ZM54 222H56L55 226L54 227ZM117 222V223H116ZM128 222V223H129ZM140 222V223H139ZM142 222V223H141ZM191 222V223H190ZM199 224H198V223ZM0 223V224H1ZM7 225H6V224ZM44 223V224H43ZM49 223V224H48ZM77 223L79 225H77ZM81 223V224H80ZM86 223V224H85ZM112 223V224H110ZM118 223L122 224L121 227H120V224L118 226ZM148 223L146 221L145 225H147V227L145 226V228L143 229H147L149 228L148 227ZM174 223V224H173ZM1 224V225H2ZM110 224V225H109ZM127 224V225H126ZM163 224V226H161ZM195 224V226H194ZM218 224V225H217ZM9 225V227H8ZM46 225V226H45ZM103 225V224H102ZM101 225V226H102ZM109 225V226H108ZM116 225L114 228L113 226ZM144 226V223L142 224ZM199 228H197L198 226ZM217 225V226H216ZM259 227H258V226ZM22 226V227H21ZM48 226V227H47ZM58 226H60L58 228ZM64 226V227H63ZM100 226V227H101ZM180 227V225H178ZM197 226V227H196ZM214 226V227H213ZM30 227V228H29ZM43 227V228H42ZM53 229H51V228ZM81 227V228H80ZM89 229H88V228ZM93 227V228H92ZM109 227V228H108ZM142 227V226H141ZM158 227V228H157ZM161 227V229H160ZM171 228L168 229V228ZM173 227V228H172ZM194 227V228H193ZM196 227V228H195ZM218 227V228H217ZM224 227V228H223ZM251 227V228H250ZM253 227V228H252ZM26 228V229H25ZM28 228V229H27ZM41 228V230H40ZM58 228V229H57ZM87 228V229H86ZM95 228V230H94ZM175 228V231L172 229ZM180 228H182L183 230V226H181ZM228 228V229H227ZM259 228V229H258ZM262 228V229H260ZM44 229L46 230V233L43 234L42 236H39L41 233H44ZM51 229V230H50ZM57 229V231H56ZM110 229V230H109ZM113 229H114V232L115 230H117V232H113ZM189 229V228H188ZM216 229V230H215ZM220 229V230H219ZM8 230V231H7ZM16 233H14L15 231ZM109 230V232H108ZM163 232H162V231ZM196 230V231H195ZM214 230V231H213ZM259 230V231H258ZM4 231V233H3ZM8 233H7V232ZM43 231V232H42ZM154 231V232H155ZM172 231V232H171ZM219 231V232H218ZM242 234H241V232ZM262 231V232H261ZM35 232V233H34ZM39 232V233H38ZM52 232V233H51ZM54 232V233H53ZM63 232V233H62ZM113 232V233H111ZM162 232V233H161ZM170 232V234L168 233ZM175 232V233H174ZM48 233V234H47ZM59 233V234H58ZM168 235L166 236L165 235ZM191 233V234H189ZM219 235H218V234ZM221 233V234H220ZM235 233V234H234ZM253 235H252V234ZM33 234V235H32ZM39 234V235H37ZM65 234V236H64ZM70 234V235H68ZM97 234V235H96ZM175 234V236L173 235ZM187 234V236H185ZM225 234V236H224ZM230 234V235H229ZM245 234V235H244ZM263 234V235H261ZM11 235V236H10ZM32 235V236H31ZM35 235L39 236V237H36ZM44 235H45V238H44ZM68 235V237H67ZM113 235V236H114ZM120 235H124L123 232H120ZM153 237H152V236ZM256 237H255V236ZM258 235V236H257ZM28 236V237H27ZM30 236V237H29ZM71 236V237H70ZM94 236V237H93ZM100 236V237H98ZM102 236V237H101ZM156 238H155V237ZM166 236V237H165ZM174 236V238H173ZM192 236V237H191ZM234 236V237H233ZM240 236V237H239ZM247 236V237H246ZM250 236H254L252 238V242L250 241L251 238H249ZM260 236H262L263 238H260ZM0 237V238H1ZM35 237V238H33ZM43 237V238H41ZM49 237V238H47ZM67 237V238H66ZM158 237H160L161 239L163 238V241L159 238L157 239ZM225 237V238H224ZM236 237V239H235ZM258 237L260 239H258ZM6 237L4 238H1L0 239V251H3L4 249H6V245L9 243L5 242V241H10V243L12 242L11 239L9 240V238L5 239ZM33 238V239H32ZM39 238V240H37ZM65 238V239H64ZM73 238V239H72ZM149 238V240H148ZM152 238L153 241L155 242V240H161L162 241V246H158L157 248L154 247L153 245H150L153 243V241L150 239ZM170 238V239H169ZM231 238V239H230ZM234 238V239H233ZM249 238V239H248ZM36 239V240H35ZM42 239V240H41ZM66 240L65 241V244L64 241L63 242H60L62 240ZM132 239V240H131ZM142 239V238H141ZM155 239V240H154ZM173 239V240H172ZM176 239V240H175ZM218 239V241H217ZM220 239V240H219ZM229 239V240H228ZM259 241H258V240ZM23 240V241H24ZM43 244H42V242ZM148 240V241H146ZM167 240L168 243L171 244V246H167V245H170L168 243H166L165 241ZM181 240V241H180ZM249 240V242L257 245L255 246L254 245V250H253V244L247 242ZM263 242H262V241ZM18 241V240H17ZM34 241V242H33ZM70 241V243H68ZM103 241V242H102ZM151 243H150V242ZM170 241V242H169ZM180 241V242H179ZM221 241V242H220ZM228 241V242H227ZM236 242V245L234 242ZM240 241V242H239ZM242 241V242H241ZM244 241V242H243ZM261 241V242H260ZM2 242H5V243H2ZM39 242V244H38ZM53 242V243H52ZM99 242V243H98ZM142 243V246H140V243ZM166 244H165V243ZM174 242V243H173ZM176 242V243H175ZM227 242V243H226ZM257 242V243H256ZM260 245H258L259 243ZM2 244H5V245H1ZM13 243V242H12ZM36 243V244H34ZM42 245H41V244ZM221 243V244H220ZM16 244V245H17ZM46 244V245H45ZM63 244V245H62ZM67 244H72V245H67ZM75 245V248H74V245ZM146 244V245H145ZM163 244H165L166 246H164ZM250 244V245H249ZM56 245V246H55ZM59 245V247H58ZM178 245H180L178 247ZM234 245V246H233ZM42 246V247H41ZM50 247V248H47ZM77 246V248H76ZM173 246V248H171ZM185 248H184V247ZM230 246V247H229ZM44 248V251L45 250H48V251H51V252H48V251H41L42 249L39 250V248ZM53 247V248H52ZM163 247L165 250L162 251L160 248ZM236 247V248H235ZM33 248V249H32ZM47 248V249H46ZM56 248V249H55ZM143 248V249H142ZM149 248V249H148ZM154 248V249H153ZM169 248V249H168ZM171 248V249H170ZM252 248V249H251ZM256 248V249H255ZM50 249V250H49ZM152 249V250H151ZM157 249V250H156ZM168 249V250H167ZM181 249V250H180ZM231 249V250H230ZM237 249V250H236ZM57 250V251H56ZM153 250L155 253H153ZM172 252H170V251ZM249 250V251H248ZM80 251V252H79ZM82 251V253H81ZM168 251V252H167ZM254 251V252H253ZM72 252V254H71ZM78 252V253H77ZM176 254H175V253ZM181 252V253H180ZM253 252V253H252ZM41 253H44L45 257L43 258V256L41 257V259H39L40 255H43ZM48 253V254H47ZM55 253V254H54ZM243 253V254H242ZM3 254V256H1ZM60 254V255H59ZM83 254V255H81ZM138 256H137V255ZM154 254V255H153ZM170 254V255H169ZM225 254V255H223ZM48 255V256H47ZM75 255V256H74ZM87 255V256H86ZM131 255V256H130ZM180 255V256H179ZM217 255H218V258H217ZM227 255V256H226ZM243 255V256H242ZM256 255V257H255ZM32 256V257H30ZM81 256V257H80ZM129 256L131 257V260L129 258ZM157 258V261L155 260ZM173 256V257H172ZM183 258H182V257ZM221 256V257H220ZM224 256V258H222ZM226 256V257H225ZM247 256V257H246ZM0 264H3L5 262H12L10 260H12V257L13 255L12 254H6L4 255V253L1 252L0 254ZM4 257V258H3ZM34 257V259H33ZM80 257V258H79ZM83 257V258H82ZM135 257V258H134ZM172 257V258H171ZM239 257V259H240ZM251 257V258H250ZM26 257V259H28ZM51 258V259H50ZM75 258V259H74ZM81 258L83 260H81ZM86 258V259H85ZM139 258V260H138ZM182 260V261H185L187 262V260ZM217 258V259H215ZM241 258V259H242ZM129 259V260H128ZM221 259V260H220ZM224 259V261H222ZM226 259V260H225ZM231 259V261H230ZM7 260V261H5ZM36 260V262H35ZM38 260V261H37ZM128 260V261H127ZM174 261L175 263H180L179 261ZM198 260V261H197ZM229 260V261H228ZM259 260V259H258ZM53 261V263H52ZM55 261V262H54ZM127 261V262H126ZM136 261V262H135ZM189 261V260H188ZM189 261V262H190ZM3 262V263H2ZM29 262V263H27ZM92 262V263H91ZM95 262V263H93ZM122 262V263H121ZM138 262V263H137ZM228 262V263H227ZM241 263V262H240ZM240 263H237V264H240ZM255 263V261L253 262ZM259 263V261H258ZM257 261L255 264H258ZM24 264V263H23ZM101 264V263H100ZM117 264V263H116ZM260 264V263H259Z\"/></svg>","mask_w":264,"mask_h":264},{"label":"bare ground","instance_id":"bare-ground-1","mask_svg":"<svg viewBox=\"0 0 264 264\" xmlns=\"http://www.w3.org/2000/svg\"><path fill=\"white\" fill-rule=\"evenodd\" d=\"M16 2H18V0H15ZM26 1V0H25ZM34 1H36V4H37V0H28V1H26V2H28V4H32ZM41 1V0H40ZM40 1H39V3H40ZM67 1V0H66ZM104 0H102V2H103ZM126 1V0H125ZM128 1V0H127ZM143 1H145V0H143ZM149 2H150V0H148ZM159 1V0H158ZM157 1V6H156V3H154L153 4V6H150L151 7V10L149 9V10H144L143 8H144V4H143V8H141V9H143L142 10V16H147V15H150V14H152V12L153 13H155V11L156 10H158L159 11V9L161 10V8H159L160 7V5H161V3L162 4H164L165 6H167L166 5V3L165 2H168L167 0H164V1H162V0H160V1H162V2H158ZM172 1V3H173V0H171ZM179 0H176V2H178ZM209 1V0H208ZM215 2H217V3H219L218 5L220 6V8H219V10H222L226 5L228 6L229 4L231 5V7L229 8V11H227V13H225V15H224V13H223V16L221 15V16H219V18L218 19H216V20H219V21H213V20H210V19H213L214 17H211L212 16V13H211V11H213L212 9H211V11H210V9H209V11H207V10H205V9H203L202 7H203V5L205 4H203V5H201V4H197L196 3V1L194 0V1H192V3H190L189 2V4L187 3L188 1H186V3L188 4L187 6H185V7H187L188 8V10L189 9H195L196 10V13H195V15H193L192 14V16L190 17L189 16V18L190 19H188L189 21H190V23L193 25H195L196 23H197V21H199V20H203V19H205V18H207L206 20H210L211 22H209V23H204L203 22V24H205V26L203 25V27H205V30L207 31V33L205 32L204 34H206L207 36H209L210 35V38H209V40H208V42H206L205 40H204V37L203 36H201V33L200 32H195L194 34H193V32L191 31H189L190 32V34L192 33V35L191 36H189V38L188 39H186V41H185V44H186V46L188 47V50H189V53H190V55L192 56H197L198 55V51H199V48L201 47H205V49H206V53H207V51H209V49H207L206 47H209V45H210V47L212 48V47H214V46H216L217 48L218 47H221L222 45H224V43L225 44H227L225 41H228L229 39L228 38H231V39H233L232 38V36L234 37V34L237 32V30H239L238 28L240 27L239 25L241 24V25H243V28L242 29H244V33H247V38L249 37L248 35H251L255 40L253 41V43L252 44H250V45H248L247 47H251V48H253L254 49V47H258V45H261V46H264V0H214ZM2 2V1H1ZM25 2V3H26ZM46 1H44V3H45ZM50 2V1H49ZM70 2V1H69ZM76 2V1H75ZM83 2V1H82ZM105 2V1H104ZM133 2V1H132ZM135 3H136V1H134ZM142 2V1H141ZM154 2V1H153ZM156 2V1H155ZM175 2V1H174ZM179 2H181L182 3V1H179ZM200 2V1H199ZM12 3V2H11ZM10 3V4H11ZM13 3H14V1H13ZM12 3V4H13ZM19 3H20V1H19ZM35 3V2H34ZM33 3V5H35ZM68 3V2H67ZM113 3H115V1L113 2ZM118 3V2H117ZM127 3V2H126ZM152 3V2H151ZM196 3V4H195ZM202 3V2H201ZM209 3V2H208ZM11 4V5H12ZM22 4H24V3H22ZM46 4V3H45ZM83 4V3H82ZM104 4V3H103ZM116 4V3H115ZM132 4V3H131ZM137 4H138V2H137ZM137 4H136V6H137ZM140 4V3H139ZM138 4V5H139ZM142 4V3H141ZM147 4V3H146ZM160 4V5H159ZM168 4V3H167ZM176 4V3H175ZM178 4V3H177ZM183 4V3H182ZM8 5V4H7ZM6 5V6H7ZM14 5V4H13ZM39 6H40V4H38ZM66 4L64 3V6H65ZM68 5V4H67ZM78 5V4H77ZM150 5V4H149ZM169 5V4H168ZM173 6H174V3L172 4ZM181 5V4H180ZM186 5V4H185ZM207 5V4H206ZM205 5V6H206ZM214 5V4H213ZM217 5V7H219ZM10 6V5H9ZM42 6V5H41ZM57 6V5H56ZM61 6H62V4H61ZM61 6H59V7H61ZM70 6V5H69ZM117 6V5H116ZM128 6V5H127ZM147 6V5H146ZM170 6H171V2H170ZM208 6V5H207ZM210 6H211V4H210ZM215 6V5H214ZM8 7V6H7ZM6 7V8H7ZM11 7H13V6H11ZM10 7V9H12ZM15 7V6H14ZM28 7V6H27ZM30 7V6H29ZM46 7V6H45ZM58 7V6H57ZM80 7V6H79ZM129 7H130V5H129ZM159 9H158V8ZM181 7V6H180ZM216 7V8H217ZM4 8V7H3ZM22 8V7H21ZM36 8V7H35ZM38 8V7H37ZM53 8V7H52ZM63 8V7H62ZM91 8V7H90ZM125 8H127V7H125ZM130 8H132V7H130ZM164 8V7H163ZM162 8V9H163ZM179 8V7H178ZM186 8V9H187ZM200 8H202L201 10H200ZM211 8V7H210ZM47 9V8H46ZM48 9H51V8H48ZM54 9V8H53ZM60 9V8H59ZM134 9V8H133ZM137 9H138V7H137ZM165 9H166V7H165ZM173 9H176V8H173ZM183 9H184V7H183ZM226 9H227V7H226ZM25 10V9H24ZM36 10H38V9H36ZM35 9H34V11L33 10H31V11H33L34 13H35V15H37L38 16V14H36V12L37 13H39L38 11H36ZM42 10V9H41ZM82 10V9H81ZM176 10H179V9H176ZM194 10V11H195ZM218 10V8L216 9V10H214V11H217ZM2 11H3V9H2ZM14 11V10H13ZM31 11H30V15H31ZM50 11V10H49ZM58 11V10H57ZM62 11V10H61ZM136 11V10H135ZM157 11V12H158ZM180 11H181V9H180ZM4 12H6L5 10H4ZM11 12V11H10ZM15 13L16 12H19V11H14ZM48 12V11H47ZM54 12V11H53ZM93 12V11H92ZM129 12V11H128ZM156 12V13H157ZM163 12V11H162ZM175 12V11H174ZM177 12V11H176ZM183 12V11H182ZM186 12V11H185ZM185 12H184V14H185ZM218 12V11H217ZM226 12V11H225ZM1 13V12H0ZM8 13H9V10H8ZM7 13V14H8ZM12 13V12H11ZM40 13H41V11H40ZM46 13V12H45ZM44 13V14H45ZM49 13H51V12H49ZM48 13V14H49ZM57 13V12H56ZM140 13V12H139ZM173 13V12H172ZM192 13V12H191ZM216 13V12H215ZM215 13H213V14H215ZM221 13V12H220ZM1 14H3V12L1 13ZM6 14V13H5ZM84 14V13H83ZM91 14V13H90ZM160 14H162V13H160ZM4 15V14H3ZM43 15V14H42ZM46 15V14H45ZM86 15V14H85ZM132 15V14H131ZM155 15V14H154ZM164 15V14H163ZM162 15V16H163ZM188 15V14H187ZM18 16V15H17ZM22 16V15H21ZM50 16V15H49ZM137 16V15H136ZM139 16V15H138ZM137 16V17H138ZM158 16V15H157ZM161 16V17H162ZM166 16H167V14H166ZM4 17V16H3ZM18 17H20V16H18ZM26 17V16H25ZM32 17V16H31ZM36 17V16H35ZM43 17V16H42ZM45 17V16H44ZM59 17V16H58ZM87 17H90V16H87ZM92 17V16H91ZM151 17V16H150ZM152 17H153V15H152ZM161 17H159V18H161ZM169 17V16H168ZM170 17H172L173 18V16H170ZM1 18V17H0ZM24 18V17H23ZM40 18V17H39ZM139 18V17H138ZM159 18H157V19H159ZM174 18H175V16H174ZM176 18H178V16L176 17ZM4 19V18H3ZM11 19V18H10ZM22 19V18H21ZM20 19V20H21ZM28 20L27 21H30L29 20V18H27ZM31 19V18H30ZM153 19H154V17H153ZM156 19V20H157ZM5 20V19H4ZM23 20V19H22ZM32 20H33V18H32ZM134 20V19H133ZM136 20V19H135ZM143 20V19H142ZM149 20V19H148ZM171 20V19H170ZM177 20V19H176ZM187 20V19H186ZM185 20V21H186ZM214 20H215V18H214ZM5 21H8V20H5ZM39 22H38V24H37V30L38 29H40L41 31H45V33L48 35V36H51V37H53L54 35H53V30L51 29V26L50 25H52V24H50L49 23V21L48 20H43L42 18H41V20L39 19L38 20ZM154 21H155V19H154ZM23 22H24V20H23ZM26 22V21H25ZM32 22V21H31ZM59 22H60V20H59ZM153 22V21H152ZM159 22V21H158ZM166 22V21H165ZM175 22V21H174ZM22 22L20 21V25H24V24H21ZM30 23V22H29ZM28 23V24H29ZM163 23V22H162ZM173 23V22H172ZM3 24V23H2ZM35 24V25H36ZM56 24V23H55ZM142 24V23H141ZM156 24V23H155ZM170 24V23H169ZM177 24V23H176ZM182 24V23H181ZM186 24V23H185ZM198 24V23H197ZM201 24V23H200ZM10 25V24H9ZM32 25V24H31ZM34 25V26H35ZM65 25V24H64ZM161 25V24H160ZM168 25V24H167ZM172 25V24H171ZM184 25V24H183ZM187 25V24H186ZM190 25V24H189ZM25 26H26V24H25ZM62 26V25H61ZM60 26V27H61ZM143 26V25H142ZM154 26V25H153ZM156 26H157V24H156ZM202 26V25H201ZM7 27V26H6ZM17 27H18V25H17ZM64 27V26H63ZM131 27V26H130ZM141 27V26H140ZM162 27V26H161ZM192 27V26H191ZM1 28V27H0ZM4 28V26H2V29ZM8 28V27H7ZM6 28V29H7ZM26 28V27H25ZM30 27H28V29H29ZM56 28V27H55ZM154 28V27H153ZM172 28V27H171ZM170 28V29H171ZM177 28V27H176ZM188 28V27H187ZM240 28V29H241ZM6 29H4V31L6 30ZM14 29V28H13ZM35 29V27L33 28V26L31 27V30H34ZM54 29V28H53ZM139 29V28H138ZM157 29V28H156ZM166 29V28H165ZM180 29V28H179ZM178 28H177V30H179ZM197 29V28H196ZM196 29H193V30H196ZM37 30H34L35 31V33H36V31ZM133 30V29H132ZM140 30V29H139ZM154 30V29H153ZM177 30H174V31H177ZM182 30V29H181ZM180 30V31H181ZM202 30H204V29H202ZM201 30V31H202ZM204 30V31H205ZM3 31V30H2ZM2 31H1V34H2ZM28 31H30V30H28ZM39 31V30H38ZM54 31H55V29H54ZM57 31V30H56ZM66 31V30H65ZM102 31V30H101ZM106 31V30H105ZM119 31V30H118ZM124 31V30H123ZM151 30H149L148 32H150ZM160 31H161V29H160ZM185 31V30H184ZM200 31V30H199ZM14 32V31H13ZM59 32V31H58ZM103 32V31H102ZM126 32V31H125ZM142 32V31H141ZM147 32V33H148ZM152 32V31H151ZM150 32V35H149V33L147 34V33H145V35H142L141 36V34H140V36H137L136 34H134V36L133 35H131V36H133L132 37V41H137L138 42V44H139V42H141V44H142V46H140L139 45V48H141L142 47V49H140L141 50V52L139 53V51L136 53V49H134L132 46L134 45V44H132V46H130V50H132L131 52L130 51H128V42H127V45H124L123 47H122V49H120V50H117L118 52H115V53H117V55H115V53H114V55L116 56V60L114 59L115 58V56H114V62H111L110 61V63H109V60H108V57H104L102 54V58H98L96 61V65L97 66H94V64L93 63H91V64H93V66H94V69L92 68H90L91 69V71L92 72H94V73H90L89 72V74H88V80L87 79H84L85 80V86H86V88L88 89V91L92 94V102H91V104H90V102H89V108H88V111H87V116H83V118H85V121H81L80 123H84L85 122V124H83L84 126H83V128L85 127V130H83V128L81 127V125L80 124H78V125H80V128H78L77 126H76V124H75V127L74 128H72V129H69V125H68V127H66V128H68V130L67 131H72L71 133H69V134H67L66 136H65V138L62 140L63 141V143H64V146L66 147V150H64L63 152L61 151V153H59L60 155H63V158L65 159L66 158V156H68L67 155V153H69V152H71V151H69L70 149H78V147L80 146L79 144L81 143V141H87L88 143H89V139L91 138V134L92 133H97L98 131L99 132H103L104 131V129L105 130H107L108 129V131H107V134L106 135H110V134H112V135H114L115 133H118V131L120 130H123V131H127V132H130V131H132L133 129H136V131H137V134H135L136 132H135V130H134V134H133V131L131 132V134H133V135H136L134 138H135V140H132V141H134L133 142V147L132 146H130V147H132L133 148V151H132V153L130 154V150H129V154H125V152H126V150L125 149H123L122 150V148H121V150L117 153H115V155L113 154V155H111V157L110 158H112V156H116L117 158L118 157H120V158H122V159H120V164H121V166L120 165H118V166H120L121 167V169L119 170L120 172H119V174H116V175H121L123 178H124V180H128V181H130V182H132L131 184H132V186H134L133 187V194L136 196V195H138V198H140V200L139 201H141L142 203H147V205H146V208H145V205H144V208L145 209H143L144 211H141V213H142V215H143V219H145L144 221L145 222H143L144 223V226L142 225V224H140V225H136L135 224V222L137 223L138 221V219H136L138 216H133V213H134V210H135V208H137V205L135 204L134 205V203L133 202H130V203H127V202H125V205H124V207H125V213L126 212H130V213H132V215H130L129 217H131L132 219H128V218H126V219H123V223L125 222V220H130V222L129 221H126V223L127 224H129L130 226H122L121 227V225L122 224H120V223H118V226H119V224H120V232H123L124 233V235H120V232H117V230H115V232H117V233H119L118 235H112V236H110L109 234H107L106 232H105V230H107L106 229V225L105 224H107V221L105 222L104 220H103V218H101L100 217V215H99V210H100V208L102 207V199H103V197H102V199L100 198V199H98V195H97V184H96V180L95 181H90V179H92V177H94V176H92V173L94 172V170L93 169H103L105 166L104 165H98V161H96V160H98V159H95L94 157L95 156H97V154H95V151L97 150V151H99L100 150V152H104V150L106 149L105 148V146L106 145H108V143H107V141L106 140H104V139H100V140H102V142H93V140H91V139H93V138H91L90 140H91V143H94L93 145H95L97 148H99V150L98 149H96L95 147V149H93L92 147L93 146H91V150H88V152L83 156L84 157V159L83 160H81L80 158H79V162L78 163H81V162H83L82 164H80L81 166H80V169H78V168H76V169H78V170H76L75 169V165L73 166L74 167V169L77 171V172H75L76 173V175H74L75 176V181H74V179L72 180V181H70V183L72 182V183H75L76 182V184H81V185H86V189L88 190V188H89V192L90 193H86L87 194V196L89 195V194H91L90 195V198H94V201H92L93 199H91V200H89L88 201V199H86V197H84L83 199L81 198L82 196H81V194H80V198L82 199V200H80V202L79 203H85V204H87V208H85L84 210H85V212H83V213H81L80 215L81 216H76V218H79L78 220H82V221H85L86 223H87V225H93V226H95L96 228H98V229H100V230H98V231H101L100 233H102V234H106V235H108V236H105L103 239H105V242H104V244L102 243H100V244H97L96 242H95V240L93 241L91 238H92V236H89V234L87 235V234H84V233H82L81 231H82V229H80V230H78L77 229V227L78 226H75V223H74V219L76 220V218H74L75 217V215H77V214H74L76 211L74 210V206L77 204H75V205H73V203H72V201H71V206L73 205V210H71V211H69V212H63V213H61V214H59V217L63 220V221H65L66 223H68V224H70V234H73V235H75V237H76V239H77V246L79 247V249H81L82 251H85L87 254H90L89 255V260H87L88 262H90V261H96V262H98L99 264L101 263V264H118L120 261L118 260V259H126V258H124L125 257V254H126V256H127V254L129 255V252H131L132 253V255L134 254V253H138V255H140V253H142V251H141V249H139V248H136V246H137V242L135 241L134 243H132V244H128V241H127V239H125V237L127 236V237H129V238H133V240H135L134 238H136L135 236H137V239L138 240H140V241H142L143 242V245H144V241H143V239H144V237H145V235H148V234H158L155 230H158V229H155L156 227H155V225L154 224H159L158 226H160V224L161 223H163L164 225L167 223V225H169L170 223H172V221L174 222V223H177V227H178V230L176 229V233H178L177 235H176V237L178 236V240H179V236H182L183 234H184V229H186V230H191V232H193L192 230V228L190 229V226H192V224L190 225V226H188L189 225V223H185L184 221V216L183 215H180V213L176 210V209H174L175 207H174V205H173V203H172V198L173 199H176L177 197L176 196H178L179 195V197L180 196H182V197H184V201L186 200L187 201V203H188V201H190V200H194V198H192V191L190 190V188L187 186V180H188V178H191V177H188L187 175L188 174H195V176H196V178L198 177H200L201 178V180H199L198 181V183H200L201 184V181L202 182H204V185H205V187H207V186H213V187H215L216 188V190L217 191H219L220 189H221V192L223 193V187H222V185L224 184V186H225V183H230V186H231V175H232V168H233V166H232V164H231V158H232V156L234 157V156H239V158H240V156L242 157V159H244V156L246 155V150L248 151V149H247V146L249 145V143H254L253 145H256V146H260V148L262 147L261 145L262 144H264V137H263V135L262 134H260V135H258V136H251V138L248 140V139H244L240 144H239V146L237 147V148H235L234 147V149H232V151H231V130L229 131V130H226V132H228V136H227V134H226V132L224 133V134H226V135H224V136H227V139H228V142H224L223 140H225V139H223V140H220V139H222V138H220L219 139V137L223 134V132L225 131V124H226V129H228L227 128V126L229 127V122H231V117L229 118L228 117V119H227V121H225L226 123L225 124H222V125H224V129L222 128V126H221V128H222V130L219 128V126L221 125L220 124V122L218 121H216L217 123H214V121L215 120H220L221 118H223V116L225 115V112L228 110V109H226V107H225V109L223 108L227 103H225V101H224V104L222 103V101H221V98H217V97H213V98H210L209 100H208V98H207V100L209 101V102H207V103H205V111L201 114V115H205V117H206V115L208 116V114L211 116V117H214L215 118V120H210V118H209V121H211V122H209V124L207 123V122H204L203 123V126H199V130L198 129H196L197 127L195 126L196 124H195V122H194V126H195V128H194V126H193V124H190V126L192 125L193 127H190L188 124L190 123H185L184 122V124L183 125H185V124H187L190 128L188 129V130H195L196 132L194 133V135L196 134V136L192 139V137L194 136H192V137H189L188 135H185L184 137V139H182L183 137L181 136V135H183V134H180L183 130H182V122H181V120L179 121L177 118H176V116L175 117H170L169 115H168V112H170V111H172V109L171 110H169L168 112H167V110H165V109H163V108H161V106H159V108L157 109V110H155V108H154V106H153V108H154V111H153V109L151 108V105H150V103H149V101L151 100H153L154 99V101H155V97H156V93L158 92V90H159V88H161L162 86H164L163 85V81H162V79L164 78H161L160 77V75H159V72H158V69L160 68V67H158V69H156V66H155V69L154 70H156V72L155 73H157L158 72V74L157 75H153V77L151 76V78H149L148 76H147V78L149 79V81H146V79H143L142 81H140L139 82V80H141L139 77L141 76V74L142 73H140V75L138 76V74H137V72H138V70H137V72L135 71L134 72V70L132 71V72H125V71H122V69H121V64H124V63H119V61H120V57H122V56H124L123 54H126V53H124V51L126 52V50H127V52L129 53H132V56H136L135 55V53L136 54H138L137 56H141V54L143 55V57H144V60L145 61H147V62H149L148 60H147V57H148V59H149V56H150V54L151 53H153V54H156V53H161V51L163 50V49H166V47L165 48H163L164 47V45H165V43L167 42V39H169V38H165V37H162V38H160L158 35H156L157 37H158V39L156 38V36L154 37V40H156V45L154 44H152L153 42L151 41H149L150 39L148 38L149 36H152L151 33ZM154 32V31H153ZM165 32V31H164ZM163 32V33H164ZM173 32V31H172ZM178 32V31H177ZM15 33V32H14ZM18 33V32H17ZM32 33V32H31ZM34 33V34H35ZM99 33V32H98ZM140 33V32H139ZM155 33V32H154ZM161 33V32H160ZM162 33V34H163ZM166 34L167 33H169L168 35H170V33L171 32H165ZM174 33V32H173ZM39 34H40V31H39ZM55 34V33H54ZM115 34H116V32H115ZM131 34V33H130ZM137 34H138V32H137ZM142 34H144L143 32H142ZM166 34L165 35H163V36H166ZM178 34V33H177ZM184 34H186V33H184ZM237 34H239V33H237ZM19 35V34H18ZM29 35H30V33H29ZM36 35V34H35ZM41 35V34H40ZM45 34H43V36H44ZM63 35V34H62ZM98 35V34H97ZM159 35H161V34H159ZM175 35V34H174ZM187 35H189V34H187ZM236 35V34H235ZM243 35V34H242ZM24 36V35H23ZM42 36V37H43ZM94 36V35H93ZM122 36V35H121ZM162 36V35H161ZM178 36V35H177ZM180 36V35H179ZM181 36H183V35H181ZM0 37H2L1 35H0ZM14 37V36H13ZM19 37V36H18ZM21 37V36H20ZM41 37V36H40ZM57 37V36H56ZM98 38H99V36H97ZM110 37V36H109ZM172 37V36H171ZM174 37V36H173ZM239 37V36H238ZM243 37V36H242ZM244 37H245V35H244ZM6 38V37H5ZM95 38L96 37H94L93 39L95 40ZM98 38H96L97 40H98ZM101 38V37H100ZM118 38V37H117ZM151 38V37H150ZM235 38V37H234ZM246 38V37H245ZM35 39V38H34ZM39 39V38H38ZM58 39V38H57ZM105 39V38H104ZM128 39H130V38H128ZM128 39H126V40H128ZM148 39V40H147ZM152 39V38H151ZM175 39V38H174ZM230 39V40H231ZM242 39V38H241ZM56 40V39H55ZM58 40H60V39H58ZM63 40V39H62ZM112 40V39H111ZM119 40V39H118ZM147 40V41H146ZM182 40H185V38L184 39H182ZM244 40V39H243ZM243 40H241V41H243ZM253 40V39H252ZM7 41V40H6ZM5 41V42H6ZM34 41V40H33ZM32 41V42H33ZM110 41V40H109ZM129 41V40H128ZM131 41V40H130ZM172 41V40H171ZM174 41V40H173ZM172 41V42H173ZM181 41V40H180ZM179 41V42H180ZM232 41V40H231ZM236 41V40H235ZM18 42V41H17ZM21 42V41H20ZM101 42V41H100ZM123 42V41H122ZM137 42L135 43V44H137ZM240 42V41H239ZM249 42V41H248ZM36 43H37V41H36ZM35 43V44H36ZM49 43H54V42H49ZM56 43V42H55ZM59 43V42H58ZM89 43H90V41H89ZM129 43H131V42H129ZM184 43V42H183ZM246 43V42H245ZM244 43V44H245ZM35 44H33L34 46H35ZM91 44H93V43H91ZM101 44V43H100ZM181 44V43H180ZM229 44H230V41H229ZM232 44V43H231ZM244 44H242V45H244ZM27 45V44H26ZM29 45V44H28ZM54 45V44H53ZM61 45H62V43H61ZM93 45H95V44H93ZM97 45H99V44H97ZM103 45V44H102ZM131 45V44H130ZM171 45H172V47L175 45H173L172 43H171ZM228 45V44H227ZM226 45V46H227ZM246 45V44H245ZM244 45V46H245ZM0 46H1V44H0ZM8 46V45H7ZM6 46V47H7ZM31 46H32V44H31ZM30 46V47H31ZM55 46V45H54ZM57 46V45H56ZM83 46V45H82ZM86 45H84V47H85ZM104 46V45H103ZM165 46H167V43H166V45ZM176 46H177V44H176ZM260 46V47H261ZM63 47V46H62ZM92 47V46H91ZM94 47V46H93ZM115 47V46H114ZM121 47V46H120ZM134 49V51H133V49ZM223 47V46H222ZM246 47V46H245ZM5 48V47H4ZM18 48V47H17ZM55 48V47H54ZM112 48V47H111ZM110 48V49H111ZM136 48H137V46H136ZM139 48H137V50L139 49ZM169 48V47H168ZM201 48H200V50H201ZM227 48V47H226ZM52 49H53V47H52ZM61 50H62V48H60ZM71 49V48H70ZM81 49H82V47H81ZM87 49V48H86ZM93 48H91V49H89L87 52L89 53L91 50H92ZM102 49V48H101ZM104 49V48H103ZM106 49V48H105ZM110 49H107V50H110ZM119 49V48H118ZM176 49V48H175ZM177 49H178V47H177ZM204 49V48H203ZM216 49V48H215ZM214 48H212V50H215ZM225 49V48H224ZM248 49H250V48H248ZM64 50V49H63ZM84 50V49H83ZM83 50H82V53H83ZM100 50V49H99ZM115 50V49H114ZM171 50V49H170ZM180 50H182V49H180ZM217 50V49H216ZM252 50V49H251ZM0 51H1V49H0ZM52 51V50H51ZM70 51V50H69ZM142 51H144L143 53H142ZM183 51V50H182ZM182 51H180V52H182ZM204 51V50H203ZM203 51H200L201 53H203L204 54V52ZM240 51V50H239ZM245 51V50H244ZM23 52V51H22ZM64 52V51H63ZM73 52H74V49H73ZM76 52V51H75ZM86 52V51H85ZM84 52V53H85ZM86 52V53H87ZM102 51H100V52H97L98 54L99 53H101ZM155 52V53H154ZM175 52V51H174ZM186 52V51H185ZM199 52V53H200ZM209 52H211V51H209ZM218 52V51H217ZM11 53V52H10ZM71 53V52H70ZM77 53V52H76ZM91 53V52H90ZM90 53H89V55H87L88 57L89 56H91L90 55ZM93 53V52H92ZM109 53V52H108ZM163 53V52H162ZM161 53V54H162ZM172 53V52H171ZM176 53V52H175ZM175 53H174V55H175ZM255 53V52H254ZM1 54H3V53H1ZM9 54V53H8ZM23 54V53H22ZM54 54V53H53ZM65 54V53H64ZM78 54V53H77ZM94 54V53H93ZM92 54V55H93ZM111 54V53H110ZM166 54H169V53H167L166 52ZM209 54V53H208ZM211 54V53H210ZM209 54V55H210ZM213 54V53H212ZM222 54V53H221ZM258 54H259V52H258ZM257 54V55H258ZM4 55V54H3ZM25 55V54H24ZM48 55V54H47ZM51 55V54H50ZM56 55V54H55ZM82 55H84V54H81L80 55V57H82L83 59H84V56H82ZM101 55H97V56H100L101 57ZM113 55V54H112ZM128 55V54H127ZM152 55V54H151ZM156 55H158V54H156ZM160 55V54H159ZM164 55V54H163ZM170 55H172V54H170ZM217 55H218V53H217ZM224 55V54H223ZM255 55V54H254ZM46 56V55H45ZM59 56V55H58ZM58 56H57V58H58ZM63 56V55H62ZM67 56H70L69 54L67 55ZM66 56V57H67ZM74 56V55H73ZM76 56V55H75ZM74 56V57H75ZM78 56H79V54H78ZM78 56H76V58L78 57ZM86 56V55H85ZM86 56V57H87ZM110 56V55H109ZM129 56H130V54H129ZM155 56V55H154ZM153 56V57H154ZM182 56H183V54H182ZM208 56V55H207ZM215 56V55H214ZM1 57V56H0ZM60 57H61V55H60ZM64 57V56H63ZM71 57V56H70ZM158 57V56H157ZM164 57H166V56H164ZM170 57V56H169ZM188 57V56H187ZM224 57H225V55H224ZM227 57H229V56H227ZM256 57V56H255ZM4 58V57H3ZM41 58V57H40ZM44 58V57H43ZM46 58V57H45ZM110 58H112V57H110ZM123 58V57H122ZM138 58V57H137ZM136 58V59H137ZM142 58V57H141ZM159 58H161V57H159ZM159 58H156V60H158ZM167 58V57H166ZM211 58H212V56H211ZM214 58V57H213ZM221 58V57H220ZM260 59H261V57H259ZM263 58V57H262ZM23 59V58H22ZM66 59V58H65ZM74 59V58H73ZM87 59H89V58H87ZM87 59H85V60H87ZM112 59V60H113ZM125 59H126V57H125ZM139 59V58H138ZM162 59V58H161ZM172 59H174V58H172ZM224 59V58H223ZM259 59V60H260ZM5 60V59H4ZM15 60V59H14ZM77 60L79 61V59L77 58ZM81 60V59H80ZM84 60V61H85ZM143 60V61H144ZM152 60V59H151ZM150 60V61H151ZM154 60V59H153ZM187 60H188V58H187ZM194 60V59H193ZM262 60V59H261ZM6 61V60H5ZM17 61V60H16ZM41 61V60H40ZM45 61H47V60H45ZM64 61V60H63ZM71 61V60H70ZM74 61H76V60H74ZM82 61V60H81ZM92 61V60H91ZM123 62H124V60H122ZM129 61V60H128ZM135 61V60H134ZM160 61V60H159ZM162 61V60H161ZM174 61V60H173ZM178 61V60H177ZM189 61V60H188ZM203 61V60H202ZM222 61V60H221ZM258 61V60H257ZM24 62V61H23ZM28 62V61H27ZM44 62V61H43ZM69 62V61H68ZM67 62V63H68ZM73 62V61H72ZM131 61H129V63H130ZM136 62H138V61H136ZM147 62H145V63H147ZM157 62V61H156ZM163 62V61H162ZM171 62V61H170ZM175 62V61H174ZM214 62V61H213ZM217 62V61H216ZM229 63H230V61H228ZM2 63H4L3 61H2ZM46 63V65H47V63H48V61L47 62H45ZM53 63V62H52ZM70 63V62H69ZM79 63V62H78ZM84 63H86V62H84ZM84 63H82V64H84ZM112 63V64H111ZM128 63V62H127ZM150 64H148V66H149V68H151L150 67V65H152V63H153V61H151V62H149ZM160 63V62H159ZM173 63V62H172ZM201 63V62H200ZM28 64V63H27ZM36 64H38V62L36 63ZM42 64V63H41ZM54 64V63H53ZM56 64V63H55ZM86 64H88V63H86ZM132 64V63H131ZM131 64H129V65H131ZM153 64H155V62L153 63ZM161 64H163V63H161ZM168 64V63H167ZM175 64V63H174ZM177 64H178V62H177ZM184 64V63H183ZM213 64V63H212ZM218 64V63H217ZM220 64V63H219ZM13 65V64H12ZM30 65V64H29ZM33 65V64H32ZM77 65V64H76ZM89 65H90V63H89ZM126 66H127V64H125ZM125 65H124V68H125ZM136 65V64H135ZM134 65V66H135ZM138 65V64H137ZM142 64H140V66H141ZM156 65V64H155ZM160 65V64H159ZM158 65V66H159ZM258 65V64H257ZM35 66V65H34ZM60 66H61V64H60ZM70 66V65H69ZM88 66V65H87ZM92 65L90 66V67H93ZM166 66V65H165ZM168 67H169V65H167ZM225 66H226V64H225ZM259 66H260V68H261V70H262V80L264 81V59L262 60V61H260L259 62ZM41 67V66H40ZM46 67V66H45ZM59 67V66H58ZM76 67V66H75ZM86 67V66H85ZM89 67V66H88ZM138 67H139V65H138ZM147 67V66H146ZM163 67V66H162ZM171 67V66H170ZM182 67V66H181ZM6 68V67H5ZM29 68V67H28ZM72 68V67H71ZM127 68V67H126ZM132 68V67H131ZM130 68V69H131ZM135 68V67H134ZM177 68V67H176ZM214 68V67H213ZM229 68V67H228ZM73 69V68H72ZM85 69H88V68H85ZM128 69V68H127ZM130 69H128V70H130ZM133 69V68H132ZM138 69V68H137ZM142 69H144V68H142ZM141 69V70H142ZM171 69V68H170ZM227 69V68H226ZM232 69V68H231ZM235 69V68H234ZM38 70V69H37ZM47 70V69H46ZM65 71H67V73H69V70L68 69H64ZM82 70V69H81ZM126 70V69H125ZM127 70V71H128ZM150 70V69H149ZM149 70H147L148 72V74H151V73H149L150 71ZM166 70H168V69H165V71ZM229 70V69H228ZM34 71V70H33ZM40 71H41V68H40ZM39 71V72H40ZM78 71V70H77ZM145 71H146V69H145ZM145 71H143V72H145ZM169 71V70H168ZM230 71V70H229ZM54 72V71H53ZM63 72V71H62ZM61 72V73H62ZM79 72H80V69H79ZM79 72H77L78 74H80ZM122 72V73H121ZM140 72V71H139ZM153 72V71H152ZM164 72V71H163ZM3 73V72H2ZM30 73H31V70H30ZM49 73V72H48ZM75 73V72H74ZM122 74L123 75V78H124V81H125V83L122 85L121 84V86L120 85H118V82H117V77H116V74ZM154 73V72H153ZM154 73V74H155ZM167 73V72H166ZM170 73V72H169ZM173 73V72H172ZM175 73H176V71H175ZM36 74V73H35ZM39 74V73H38ZM41 74V73H40ZM51 74V73H50ZM54 74V73H53ZM71 74H73V72L71 71V73H70V76H71ZM90 74H93L92 76H90ZM148 74H146V75H148ZM165 74V73H164ZM5 75V74H4ZM30 75V74H29ZM46 75V74H45ZM56 75V74H55ZM62 75V74H61ZM82 74H80V76H81ZM86 75H87V73H86ZM85 75V76H86ZM145 75V76H146ZM9 76V75H8ZM14 76H15V74H14ZM17 76V75H16ZM15 76V77H16ZM40 77H41V75H39ZM64 76V75H63ZM75 76H76V73H75ZM79 76V77H80ZM84 76V77H85ZM174 76H176V75H174ZM184 76V75H183ZM1 77H3V76H1ZM18 77V76H17ZM48 77V76H47ZM50 77V76H49ZM62 77V76H61ZM78 77V78H79ZM83 76L81 77V79L82 78H84ZM87 77H85V78H87ZM120 77V76H119ZM8 78H10V77H8ZM13 78V77H12ZM21 78H22V76H21ZM43 78V77H42ZM42 78H40V79H42ZM46 78V77H45ZM44 78V79H45ZM53 79H54V77H52ZM72 78V77H71ZM146 78V77H145ZM19 79V78H18ZM32 79V78H31ZM64 79V78H63ZM63 79H61V80H63ZM68 79V78H67ZM73 79V78H72ZM71 79V80H72ZM76 79H77V77H76ZM76 79H74V80H76ZM4 80V79H3ZM21 80V79H20ZM17 81V82H21V81ZM29 80V79H28ZM27 80V81H28ZM33 80V79H32ZM56 80H57V77H56ZM69 81H70V79H68ZM74 80H72L71 82H73ZM87 80V81H86ZM166 80V79H165ZM173 80H174V78H173ZM24 81V80H23ZM22 81V82H23ZM42 81V80H41ZM168 81V80H167ZM166 81V82H167ZM186 81V80H185ZM184 81V82H185ZM17 82H12V83H17ZM44 82V81H43ZM47 82H48V79H47ZM60 82V81H59ZM67 82V81H66ZM146 82H149V83H147L146 84ZM175 82V81H174ZM177 82V81H176ZM2 83H3V81H2ZM6 83V82H5ZM40 83H42V82H40ZM54 83V82H53ZM58 83V82H57ZM77 83V82H76ZM178 83H179V81H178ZM6 84H8V83H6ZM15 84H13L14 86H16ZM19 84V83H18ZM18 84H17V86L16 87H14L13 88V85H12V89H10V90H7V92H4V93H2V89H0V167L2 166L1 165V163L3 164L4 162L7 164V166H8V164L10 165L11 164V162H9V161H12V164L10 165V166H8V167H6V166H4L6 169L7 168H9V170L7 169V172H5L4 170H2V169H0V178H1V176L3 175V174H7L8 176H9V174L10 173H12V171H10V169L12 168V165H14L15 166V171L17 172V173H20L22 176H20V175H18V178H16V183L17 184H21V185H23V183H24V181L25 180H35L34 178H36L37 179V177L36 176H38V175H36L37 174V171L35 170L36 168L33 166V163H32V159H31V154H32V151H31V148H32V145H34L33 143H34V141H36V134L34 135V134H32V133H27V130L29 129L30 130V128L29 127H27V128H25L24 126H25V120H23V117L21 116V109H22V105H20V104H17V103H19V101L17 102V99H18V97H19V95H20V91H23V89H25V87H24V82L22 83V84H20V86H18ZM26 84V83H25ZM28 84V83H27ZM60 84V83H59ZM63 84H64V86H65V84L66 83H64L63 82ZM72 84V83H71ZM166 84V83H165ZM1 85V84H0ZM56 85V84H55ZM68 85V84H67ZM148 85V86H147ZM178 85V84H177ZM5 86V85H4ZM34 86V85H33ZM48 86V85H47ZM64 86H62V88H63V90H64ZM77 86H79V85H77ZM123 86V87H122ZM183 86V85H182ZM3 87V86H2ZM8 87H9V85H8ZM60 87V86H59ZM67 87V86H66ZM72 87H73V85H72ZM180 87V86H179ZM4 88V87H3ZM55 88V87H54ZM61 88V89H62ZM68 88V87H67ZM67 88H66V90H67ZM85 88V87H84ZM168 88V87H167ZM186 88V87H185ZM5 89H7V88H5ZM58 88H56V90H57ZM70 89V88H69ZM161 89H163V87L161 88ZM160 89V90H161ZM169 89V88H168ZM5 91V90H4ZM9 91V92H8ZM25 91V90H24ZM61 91V90H60ZM59 91V92H60ZM186 91V90H185ZM39 92V91H38ZM63 92V91H62ZM86 92V91H85ZM166 92V91H165ZM169 92V91H168ZM55 93V92H54ZM167 93V92H166ZM243 93V92H242ZM22 94V93H21ZM60 94V93H59ZM72 94V93H71ZM90 94V95H91ZM170 94V93H169ZM76 95V94H75ZM81 95V94H80ZM89 95V94H88ZM164 95H166V94H164ZM167 95H168V93H167ZM22 96V95H21ZM20 96V98H22ZM35 96H37V95H35ZM64 96V95H63ZM160 96V95H159ZM159 96H157L156 98H158ZM229 96V95H228ZM38 97V96H37ZM59 97H61V96H59ZM197 97V96H196ZM263 97V96H262ZM76 98H77V96H76ZM164 98V97H163ZM227 98V97H226ZM231 98V97H230ZM160 99V98H159ZM170 99V98H169ZM174 99V98H173ZM225 99V98H224ZM228 99V98H227ZM255 99V98H254ZM73 100V99H72ZM71 100V101H72ZM81 100V99H80ZM177 100V99H176ZM230 100V99H229ZM25 101H27V99L25 100ZM69 101V100H68ZM90 101V100H89ZM170 101V100H169ZM17 102V103H16ZM20 102H24V101H20ZM41 102V101H40ZM77 102H78V100H77ZM164 102V101H163ZM167 102V101H166ZM172 102V101H171ZM230 103H231V101H229ZM246 102V101H245ZM62 103H63V101H62ZM152 103V102H151ZM169 103V102H168ZM202 103V102H201ZM200 103V104H201ZM229 103V104H230ZM50 104V103H49ZM75 104H76V102H75ZM156 104V103H155ZM155 104H153V105H155ZM167 104V103H166ZM196 104H197V102H196ZM204 104V103H203ZM23 105L24 106H26L24 103H23ZM72 105V104H71ZM77 105V104H76ZM157 105V104H156ZM168 105H170V104H168ZM60 106V105H59ZM63 106V105H62ZM65 106V105H64ZM84 106V105H83ZM86 106V105H85ZM88 106V105H87ZM175 106H176V104H175ZM175 106H173L174 108H175ZM180 106V105H179ZM202 106V105H201ZM31 107V106H30ZM58 107V106H57ZM57 107H56V109H57ZM80 107V106H79ZM157 107V106H156ZM163 107V106H162ZM181 107V106H180ZM229 107V106H228ZM33 108V107H32ZM179 108V107H178ZM178 108H176L177 110H175L174 111V109H173V111H174V113L176 114V113H178V114H181L182 113V111H183V109H178ZM182 108V107H181ZM200 108V107H199ZM230 108V107H229ZM36 109V108H35ZM47 109V108H46ZM38 110V109H37ZM62 110V109H61ZM75 110V109H74ZM80 110V109H79ZM85 110V109H84ZM112 110V111H111ZM200 110V109H199ZM215 110H217L216 112H217V116H215V115H213L212 113H216L215 112ZM82 111V110H81ZM86 111V110H85ZM153 111V112H152ZM225 111V112H224ZM230 111H231V109H230ZM26 112V111H25ZM45 112V111H44ZM43 112V113H44ZM227 112H229V111H227ZM226 112V113H227ZM46 113V112H45ZM50 113V112H49ZM173 113V112H172ZM173 113V114H174ZM24 114V113H23ZM84 114V113H83ZM212 114V115H211ZM50 115V114H49ZM171 115V114H170ZM182 115V114H181ZM57 116V115H56ZM184 116V115H183ZM116 117H119V118H117V119H119L120 121H122V124H121V126H118L119 124L118 123H121V122H118L117 120V124L118 125H116L115 123V121L113 122L114 123V125H116V126H118V129H117V127L115 126H113L112 124L113 123H111L113 120H110L111 118L113 119V118H116ZM204 117V116H203ZM209 117V116H208ZM207 117V118H208ZM41 118V117H40ZM56 118H59V117H56ZM64 118H65V116H64ZM63 118V119H64ZM181 118V117H180ZM179 118V119H180ZM214 118H212V119H214ZM224 118H225V116H224ZM227 118V117H226ZM225 118V119H226ZM75 119V118H74ZM80 120H83L82 119V116H81V118H79ZM203 119V118H202ZM40 120V119H39ZM80 120H78V122L80 121ZM197 120V119H196ZM200 120V119H199ZM207 120V119H206ZM222 121H223V123H224V119H221ZM263 120H264V118H263ZM48 121V120H47ZM51 121V120H50ZM54 121V120H53ZM52 121V122H53ZM58 121V120H57ZM74 121V120H73ZM76 121V120H75ZM46 122V121H45ZM49 122V121H48ZM199 122V121H198ZM40 123H41V121H40ZM54 123V122H53ZM55 123H56V121H55ZM76 123V122H75ZM197 123V122H196ZM207 123V124H206ZM198 125L200 124V123H197ZM202 124V123H201ZM220 124V125H219ZM34 125V124H33ZM44 125H45V123H44ZM49 125V124H48ZM63 125V124H62ZM67 125V124H66ZM74 125V124H73ZM182 125V126H181ZM219 125V126H218ZM231 125V124H230ZM71 126V125H70ZM263 127H264V124L262 125ZM65 127V126H64ZM45 128V127H44ZM50 128V127H49ZM121 128V129H120ZM133 128V129H132ZM192 128H194V129H192ZM219 128V129H218ZM231 128V127H230ZM27 129V130H26ZM54 129V128H53ZM56 129V128H55ZM129 129H132V130H130L129 131ZM184 129V128H183ZM28 130V131H29ZM37 130V129H36ZM39 130V129H38ZM52 130V129H51ZM181 130V131H180ZM186 130V131H185ZM185 130H184V132H182V133H186V132H188L189 133V131L187 130V127L185 128ZM115 133H114V132ZM120 131H119V133H120ZM123 131H122V133H123ZM32 132V131H31ZM46 132V131H45ZM56 132V131H55ZM108 132H109V134H108ZM112 132V133H111ZM126 132V133H127ZM222 132V133H221ZM34 133V132H33ZM36 133V132H35ZM61 133V132H60ZM68 133V132H67ZM105 133V132H104ZM114 133V134H113ZM119 133H118V135H119ZM121 133V134H122ZM125 133V134H126ZM31 134V135H30ZM53 134V133H52ZM124 134V133H123ZM128 134H130V133H128ZM191 134V133H190ZM189 134V135H190ZM38 135V134H37ZM54 135V134H53ZM60 135V134H59ZM96 136H98V133L97 134H95ZM133 135H131V137L133 136ZM111 136V135H110ZM115 136V135H114ZM126 136H129V135H126ZM161 136H165V138L168 140V147H166V154L165 153H163V154H165V157H164V155L161 153V147L163 148V146H162V143L160 144V143H158L159 142V140L158 139H160L159 137H161ZM63 137V136H62ZM94 137V136H93ZM100 137L102 138V136L100 135ZM116 137L117 138H119L120 136H117V134H116ZM54 138V137H53ZM52 138V139H53ZM96 138V137H95ZM112 138H113V136H112ZM116 138V139H117ZM121 138H122V136H121ZM120 138V139H121ZM128 138V137H127ZM164 138V137H163ZM224 138H226V137H224ZM51 139V140H52ZM106 139H108V138H106ZM114 139V138H113ZM119 139V140H120ZM128 139H130V138H128ZM132 139H133V137H132ZM185 140V142H183V143H186V144H189V145H191V148L192 149H190V147H189V149H187L188 147H186L185 146V144L184 145H179L178 143H182V142H178L179 140ZM50 140V139H49ZM96 140H99V137H98V139H96ZM127 140V139H126ZM156 140H158V144L157 143H155L156 142ZM161 140H163V139H160V141ZM165 140V139H164ZM180 140V141H181ZM55 141V140H54ZM111 141V140H110ZM114 141V140H113ZM123 141H125V140H122V141H119V143H123L124 144V142ZM129 140H127V142H128ZM226 141V140H225ZM109 142V141H108ZM112 142V141H111ZM115 142V141H114ZM97 143H98V145H97ZM165 144H166V142H164ZM50 144H51V142H50ZM53 144V143H52ZM112 144H113V142H112ZM115 144H116V142H115ZM160 144V145H159ZM88 145V144H87ZM117 145V144H116ZM126 146H127V144H125ZM164 145V144H163ZM167 145V144H166ZM165 145V146H166ZM113 146H114V144H113ZM118 146H120V147H122V145H117V147ZM125 146V147H126ZM160 146V147H159ZM164 146V147H165ZM250 146V145H249ZM248 146V147H249ZM251 146H252V144H251ZM256 146H253V147H256ZM58 147V146H57ZM120 147H119V149H120ZM128 147V146H127ZM257 147V148H258ZM263 147H264V145H263ZM34 148V147H33ZM50 148V147H49ZM48 148V149H49ZM62 148V147H61ZM81 148V147H80ZM89 148V147H88ZM105 148V149H104ZM116 148V147H115ZM123 148H124V146H123ZM35 149H37V148H35ZM39 149V148H38ZM58 149H60V148H58ZM101 149H103V151H101ZM108 149H110L109 147H108ZM128 149V148H127ZM262 149V148H261ZM40 150H41V148H40ZM43 150V149H42ZM112 150L113 151H115L113 148H112ZM117 150V149H116ZM36 151V150H35ZM49 151H50V149H49ZM79 151V150H78ZM87 151V150H86ZM109 150H107V152H108ZM164 151H165V149H164ZM31 152V153H30ZM51 152V151H50ZM53 152V151H52ZM81 152V151H80ZM83 152H85V151H83ZM83 152H81V153H83ZM106 152V153H107ZM109 152H111V151H109ZM38 153V152H37ZM79 153V152H78ZM47 154H49V153H47ZM65 154H66V156H65ZM70 154V153H69ZM75 154V153H74ZM231 154H232V156H231ZM38 155V154H37ZM50 155V154H49ZM52 155V154H51ZM71 155V154H70ZM80 155V154H79ZM79 155H78V157H79ZM98 155H102V153H100V154H98ZM108 155V154H107ZM46 156V155H45ZM77 156V155H76ZM104 156L105 157H107L105 154H104ZM108 156H110V154L108 155ZM182 156H184L183 158L184 159H187V161H186V163H184L183 161H185V160H183L182 159ZM247 156V155H246ZM47 157H48V155H47ZM47 157H45V158H47ZM80 157H81V155H80ZM116 157H114V158H116ZM71 158H72V156H71ZM96 158H98V157H96ZM102 158V157H101ZM101 158H99V159H101ZM116 158V159H117ZM34 159H36V158H34ZM59 159V158H58ZM67 159V158H66ZM76 159V158H75ZM74 159V160H75ZM103 159V158H102ZM101 159V161H103ZM115 159V160H116ZM246 159V158H245ZM264 159V158H263ZM37 160V159H36ZM59 160H61V159H59ZM63 160V159H62ZM114 161V159L112 158V159H110V162L111 161ZM40 161V160H39ZM57 161V160H56ZM71 161V160H70ZM72 161H73V159H72ZM89 162V164H90V166L87 168V166H86V164H88V162ZM96 161V162H95ZM100 161V160H99ZM109 161V160H108ZM112 161V162H113ZM123 161V162H122ZM246 161V160H245ZM264 161V160H263ZM37 162V161H36ZM35 162V163H36ZM48 162V161H47ZM75 162V161H74ZM105 163L104 164H106V163H108V162H106V161H104ZM118 162H113V163H111V164H109V165H106V167H105V173L103 174V176H104V178H106L108 181H112L113 179H114V177H113V174L115 173L114 171H118V168H115V166H114V164L116 165V163H118ZM34 163V164H35ZM41 163H42V161H41ZM49 163V162H48ZM65 164V162H62V164ZM71 163V162H70ZM101 163V162H100ZM6 164H4V165H6ZM43 164V163H42ZM58 164V163H57ZM60 164V163H59ZM76 164H77V162H76ZM92 164V165H91ZM40 165V164H39ZM48 165V164H47ZM83 165H85L84 167H83ZM71 166V165H70ZM102 166H103V168H102ZM53 167H55V166H53ZM76 167H78L77 165H76ZM82 167V168H81ZM14 168V167H13ZM44 168V167H43ZM46 169H47V167H45ZM167 168V169H166ZM55 169V168H54ZM71 169V168H70ZM73 169V170H74ZM114 169H116V170H114ZM10 171V172H9ZM42 171V170H41ZM49 171V170H48ZM67 171V170H66ZM103 171V170H102ZM188 171V172H187ZM74 172V171H73ZM186 172V173H185ZM42 173V172H41ZM52 173V172H51ZM50 173V174H51ZM59 173V172H58ZM69 173H71V172H69ZM13 174V173H12ZM64 174V173H63ZM101 174V173H100ZM180 174H183L182 176H180L179 177V175ZM190 174V175H191ZM44 175V172H43V174H42V176ZM178 175V177L177 178H175V176H177ZM233 175H236L235 173L233 174ZM253 175V174H252ZM255 175V174H254ZM5 176V175H4ZM20 176V177H19ZM45 176V175H44ZM56 176V175H55ZM63 176V175H62ZM115 176V175H114ZM168 176H171V178L170 177H168ZM3 177V176H2ZM7 177V176H6ZM5 177V178H6ZM10 177H11V175H10ZM116 177V176H115ZM257 177V176H256ZM260 177V176H259ZM52 178V177H51ZM97 178V177H96ZM103 178V179H104ZM117 178H118V176H117ZM195 178V177H194ZM233 178V177H232ZM263 178V177H262ZM66 179V178H65ZM71 179V178H70ZM116 179V178H115ZM99 180V179H98ZM255 180V179H254ZM14 181V180H13ZM57 181V180H56ZM74 181V182H73ZM104 181H106V180H104ZM103 181V182H104ZM114 181V183L116 182L115 180H113ZM196 181H197V179H196ZM251 181V180H250ZM253 181V180H252ZM261 181V180H260ZM9 182V181H8ZM26 182V181H25ZM34 182V181H33ZM42 183H44V184H42V186L43 185H45V183L47 182V177L45 176L44 177V179H42V181H41ZM41 182H39V183H41ZM100 183H101V181H99ZM120 182V181H119ZM124 182V181H123ZM35 183V182H34ZM67 183V182H66ZM93 183H95V184H93ZM99 183V184H100ZM251 183V182H250ZM257 183H259L258 181H257ZM3 184V183H2ZM10 184V183H9ZM31 184V183H30ZM104 184V183H103ZM112 184H113V182H112ZM119 184V183H118ZM117 184V185H118ZM127 184V183H126ZM194 184V183H193ZM16 185V184H15ZM14 185V186H15ZM29 185V184H28ZM67 185H68V183H67ZM72 185V184H71ZM80 185V186H81ZM105 185V184H104ZM120 185V184H119ZM125 185V184H124ZM203 185V184H202ZM203 185V186H204ZM228 185V184H227ZM256 185V184H255ZM1 186V185H0ZM6 185H4V187H5ZM24 186V185H23ZM22 186V187H23ZM31 186H33V184L31 185ZM73 186V185H72ZM72 186H70V188H72ZM87 186H88V188H87ZM100 186V185H99ZM112 186H114V185H112ZM201 186V185H200ZM202 186V187H203ZM229 186V185H228ZM229 186V187H230ZM263 186H264V184H263ZM2 187V186H1ZM9 187H11V186H9ZM18 187H19V185H18ZM29 187V186H28ZM67 187V186H66ZM83 187V186H82ZM115 187V186H114ZM113 187V188H114ZM126 187V186H125ZM202 187H200L201 188V190H203L202 192L204 193V192H206V191H204V187H203V189H202ZM222 187V188H221ZM240 187V186H239ZM51 188H53V187H51ZM78 188V187H77ZM101 188H102V186H101ZM118 188V187H117ZM214 188V189H215ZM10 189V188H9ZM31 189V188H30ZM36 189V188H35ZM42 189V188H41ZM75 189V187L74 188H72V190H74ZM80 189V188H79ZM100 189V188H99ZM103 189V188H102ZM106 189V188H105ZM129 189V188H128ZM207 189H209V188H207ZM210 189H212L211 187H210ZM209 189V190H210ZM229 189V188H228ZM231 189V188H230ZM236 189H239V188H236ZM235 189V190H236ZM1 190H2V188H1ZM14 190V189H13ZM25 190V189H24ZM33 190V189H32ZM39 190V189H38ZM78 190V189H77ZM101 190V189H100ZM109 190V189H108ZM132 190V189H131ZM197 190V189H196ZM199 190V189H198ZM208 190V191H209ZM215 190V191H216ZM244 190V189H243ZM20 191V190H19ZM45 191V190H44ZM47 191V190H46ZM75 191V190H74ZM82 191V190H81ZM106 191V190H105ZM110 191H111V189H110ZM110 191L108 192V195H109V193H110ZM211 191V190H210ZM209 191V192H210ZM214 191V190H213ZM214 191V192H215ZM239 191V190H238ZM264 191V190H263ZM262 191V192H263ZM4 192V191H3ZM2 192V193H3ZM32 192H34V191H32ZM67 192H69V190L67 191ZM67 192H66V194H67ZM71 192V191H70ZM98 192H99V190H98ZM200 192V191H199ZM209 192H207V194L209 193ZM220 192V191H219ZM227 192V191H226ZM231 192V191H230ZM229 192V193H230ZM16 193H17V191H16ZM26 193V192H25ZM29 194H31L30 192H28ZM52 193H53V191H52ZM51 193V194H52ZM101 193V192H100ZM104 193L105 192H103V194L101 193V195L103 196L104 195ZM106 193H107V191H106ZM129 193V192H128ZM131 193V192H130ZM0 194H1V192H0ZM69 194V193H68ZM73 194V192H71V194L70 195H72ZM76 193L74 192V194L73 195H75ZM77 194H79V193H77ZM132 194V195H133ZM215 194V193H214ZM218 194V193H217ZM221 194V193H220ZM241 194V193H240ZM2 195V194H1ZM6 195V194H5ZM4 195V196H5ZM11 195V194H10ZM9 195V196H10ZM13 195V194H12ZM18 195V194H17ZM19 195H20V193H19ZM23 195V194H22ZM36 195H38V194H36ZM42 195V194H41ZM70 195H68L67 197H65V198H68ZM71 196V197H74V196ZM82 195H85L84 194V192H83V194ZM131 195V194H130ZM129 195V196H130ZM203 195V194H202ZM204 195H205V193H204ZM216 195V194H215ZM219 195V194H218ZM223 195H225V197H226V194H222L221 196H223ZM258 195V194H257ZM8 196V197H9ZM31 196V195H30ZM48 196V195H47ZM46 196V197H47ZM54 196H57V195H54ZM86 196V195H85ZM105 196L106 195H104V198H105ZM110 197L109 198H112V196H111V194L109 195ZM199 196V195H198ZM201 196V195H200ZM230 196H231V194H230ZM259 196V195H258ZM1 197V196H0ZM25 197V196H24ZM45 197V198H46ZM52 197V196H51ZM50 197V198H51ZM101 197V196H100ZM137 197V196H136ZM176 197V198H175ZM224 197V196H223ZM6 198V197H5ZM10 198H11V196H10ZM20 198V197H19ZM41 198V197H40ZM61 198V197H60ZM88 198H89V196H88ZM107 198H108V196H107ZM126 198L127 197H125V198H123V199H125V201H126ZM130 198V197H129ZM135 198V197H134ZM192 198V199H191ZM207 198V197H206ZM229 198H231V197H229ZM263 198H264V196H263ZM17 199V198H16ZM15 199V200H16ZM58 199V198H57ZM70 200H71V198H69ZM73 199V198H72ZM76 198H74L73 199V201L75 200ZM113 199H115L114 197H113ZM121 200L122 201V203H123V201L124 200ZM177 199H179V198H177ZM225 199V198H224ZM227 199V198H226ZM15 200H14V203H15ZM50 200V199H49ZM63 200V199H62ZM104 200V199H103ZM108 200V199H107ZM107 200H104V201H107ZM111 200V199H110ZM109 200V202H111ZM116 200V199H115ZM114 200V201H115ZM24 201V200H23ZM82 201V202H81ZM113 201V200H112ZM120 201V202H121ZM177 201H179V200H177ZM181 201V200H180ZM179 201V202H180ZM262 201V200H261ZM63 202V201H62ZM61 202V203H62ZM67 202V201H66ZM78 202V201H77ZM108 202V201H107ZM106 202V203H107ZM116 202H118V201H116ZM115 202V204H117ZM138 202V201H137ZM140 202V204H142ZM182 202H183V200H182ZM200 202V201H199ZM50 203V202H49ZM55 203V202H54ZM57 203V202H56ZM112 203V202H111ZM110 203V204H111ZM121 203V204H122ZM127 203V204H126ZM186 203V202H185ZM226 203V202H225ZM236 203V202H235ZM1 204H2V202H1ZM16 204V203H15ZM48 204V203H47ZM114 204V203H113ZM115 204H114V206H115ZM120 204V205H121ZM179 204V203H178ZM208 204V203H207ZM227 204H228V206L229 207H227L226 206V204H225V206L227 207L226 209H231V200L229 199V200H227ZM23 205V204H22ZM69 205V206H70ZM80 205V204H79ZM82 205V204H81ZM119 205V204H118ZM119 205V206H120ZM123 205V204H122ZM126 205H128V206H126ZM176 205V204H175ZM182 205H183V203H182ZM198 205V204H197ZM209 205H211V204H208V206ZM262 205V204H261ZM2 206V205H1ZM3 206H5V204L3 205ZM3 206L1 207L2 209H4L3 208ZM50 207H51V205H49ZM54 206V205H53ZM56 206V205H55ZM60 206H61V204H60ZM77 206V205H76ZM85 206V205H84ZM107 207L109 206V203H108V205H106ZM105 206V207H106ZM113 206V207H114ZM119 206H117L118 208H119ZM181 206V205H180ZM207 206V207H208ZM223 206V205H222ZM222 206H221V208H222ZM225 206H224V209H225ZM6 207H9V206H6ZM15 207V206H14ZM57 207H58V205H57ZM65 207V206H64ZM68 207V206H67ZM103 207H104V204H103ZM123 207V206H122ZM121 207V208H122ZM124 207L122 208V209H124ZM190 206H188V208H189ZM192 207V206H191ZM199 207V206H198ZM207 207H205V208H207ZM210 207V206H209ZM54 208V207H53ZM63 208V207H62ZM181 208V207H180ZM188 208H187V210H188ZM262 208H264V207H262ZM7 209V210H6ZM5 209V211H7L8 212V210H10V209H8V208H6ZM49 209V208H48ZM70 209V207L68 208V210ZM78 209V208H77ZM107 209V208H106ZM111 208H109V210H110ZM117 209V208H116ZM184 209V208H183ZM190 209V208H189ZM200 209H202V208H200ZM12 210V211H11ZM10 210V213L11 212H13V209H11ZM102 210H103V208H102ZM101 210V211H102ZM108 210V211H109ZM118 210V209H117ZM192 210V209H191ZM195 210L197 211L198 209H196L195 208ZM203 210H205L206 211V209H204L203 208ZM1 211V210H0ZM16 210H14V212L13 213H11V214H9V213H7V214H9L10 216L8 217L9 219H10V217H13V216H18V212L16 213L15 212ZM21 211V210H20ZM63 211V210H62ZM66 211H67V208H66ZM75 211V212H74ZM77 211H79V210H77ZM80 211H82V210H80ZM100 211V212H101ZM104 211V210H103ZM111 212L113 211V210H110ZM110 211L108 212V213H110ZM115 211V210H114ZM123 211V210H122ZM189 211V210H188ZM194 211V207H193V210H192V212ZM198 211H200V210H198ZM197 211V212H198ZM224 211V210H223ZM231 210H229V212H230ZM4 212V211H3ZM48 212V211H47ZM106 212H107V210H106ZM196 212V213H197ZM201 212V211H200ZM199 212V213H200ZM221 212V211H220ZM15 213L17 214V215H15ZM29 213V212H28ZM35 213V212H34ZM54 213V212H53ZM77 213V212H76ZM102 213V212H101ZM104 213V212H103ZM102 213V214H103ZM115 213V212H114ZM117 213H119V211L117 212ZM124 213V212H123ZM122 212H121V216L123 215V217L122 218H124V215H125V213L123 214ZM202 213H204V212H202ZM210 213V212H209ZM14 214V215H13ZM36 214V213H35ZM42 214V213H41ZM56 214V213H55ZM79 214V213H78ZM107 214V213H106ZM105 214V215H106ZM116 214V213H115ZM181 214H183L182 212H181ZM187 214V213H186ZM228 215L229 213H225V215ZM6 215V212H4V216ZM104 215V217H106ZM120 215V214H119ZM118 214L116 215V216H118V217H120ZM209 215V214H208ZM224 214H223V216H225ZM3 216V217H4ZM7 216V215H6ZM20 216V215H19ZM45 216V215H44ZM109 216L111 217L112 215H110L109 214ZM183 216V217H182ZM199 216V215H198ZM211 216V215H210ZM229 216H231L230 214H229ZM2 217V216H1ZM2 217V218H3ZM26 217H28V215H26L25 217H23V218H25L26 220H24L22 217V222H23V227L22 228H24L25 226H24V224H25V222L27 221V219L30 217V215H29V217L28 218H26ZM109 217V218H110ZM118 217H116V218H118ZM135 217V219H133ZM187 217V216H186ZM185 217V218H186ZM199 217H201V216H199ZM204 217V216H203ZM226 217H228V216H226ZM8 218L6 219L7 220V222H6V220H5V222L6 223H8V224H11V222L13 223V222H15V220L16 219H19V217L17 218H13L14 219V221H12L11 219L10 220H8ZM31 218V217H30ZM107 218V217H106ZM109 218H107V219H109ZM219 218V217H218ZM40 219V218H39ZM42 219V218H41ZM48 219V218H47ZM105 219V218H104ZM111 219H113V216L110 218V220ZM142 218H140V220H143ZM205 219V218H204ZM225 219V218H224ZM1 220V219H0ZM4 220L2 219V221L4 222ZM34 220V219H33ZM58 220V219H57ZM134 220H136V221H134ZM189 220H191V219H189ZM219 220V219H218ZM29 221V220H28ZM112 221V220H111ZM115 221V219L113 220V222ZM117 222L118 221H121V218H119L118 220H116ZM146 221L147 222H149L148 223V227L149 228H147V229H143V228H145V226L147 227V225H145V223H146ZM214 221V220H213ZM222 221H224V220H222ZM227 221V220H226ZM2 222V223H3ZM17 222V221H16ZM21 222V223H22ZM33 222V221H32ZM32 222H30L29 221V224L30 223H32ZM48 222V221H47ZM52 222V221H51ZM109 222V221H108ZM116 222V223H117ZM122 222V221H121ZM129 222V223H128ZM159 222H161V223H159ZM201 222V221H200ZM1 223V222H0ZM1 223V224H2ZM5 223V224H6ZM19 223V222H18ZM34 223V222H33ZM33 223L31 224V228L33 227L32 225H33ZM37 223V222H36ZM56 222H54V227H56L55 224ZM85 223V224H86ZM140 223V222H139ZM169 223V224H168ZM173 223V224H174ZM191 223V222H190ZM198 223V222H197ZM0 224V227H2L4 224H2L1 225ZM27 225H29L28 223H26ZM25 224V225H26ZM44 224V223H43ZM49 224V223H48ZM81 224V223H80ZM103 224V225H102ZM110 224H112V223H110ZM109 224V225H110ZM126 224V225H127ZM163 224L161 225V226H163ZM199 224V223H198ZM7 225V224H6ZM16 225V224H15ZM15 225L13 224V228L12 229H14V227H15ZM27 225H26V227H27ZM77 225H79L78 223H77ZM102 225V226H101ZM108 225V226H109ZM178 225H180V227L181 226H183V230H182V228H180ZM218 225V224H217ZM216 225V226H217ZM10 226H12V224L10 225ZM17 226H19V225H17ZM15 227V230H17L18 231V229H16V228H18V227ZM37 225L35 224V226L32 228V229H34L35 227H36ZM46 226V225H45ZM101 226V227H100ZM116 225H114L113 226V228L115 227ZM142 226V227H141ZM169 226H173V225H169ZM194 226H195V224H194ZM198 226V225H197ZM196 226V227H197ZM258 226V225H257ZM3 227H5V226H3ZM8 227H9V225H8ZM48 227V226H47ZM60 226H58V228H59ZM64 227V226H63ZM173 227H175V224H174V226ZM172 227V228H173ZM177 227H175V228H177ZM195 227V228H196ZM214 227V226H213ZM259 227V226H258ZM19 228H20V226H19ZM22 228H20L21 230H19L18 232H17V236H18V233H20L22 236L20 237V235L18 236V238H24V235H25V237H26V234H24L23 235V232L22 231H24L25 233H27V232H29L30 231V233H28L27 235H29V234H31V232H32V230L31 229H29V231H25V230H23ZM30 228V227H29ZM43 228V227H42ZM51 228V227H50ZM57 228V229H58ZM81 228V227H80ZM88 228V227H87ZM86 228V229H87ZM93 228V227H92ZM109 228V227H108ZM158 228V227H157ZM175 228L174 229H172V231L174 230L175 231ZM189 228V229H188ZM194 228V227H193ZM197 228H199V226L197 227ZM218 228V227H217ZM224 228V227H223ZM251 228V227H250ZM253 228V227H252ZM4 228H1L0 229V234H1V230H3ZM6 229V228H5ZM5 229H4V231H5ZM12 229H11V231H8L9 232V234H10V232H11V235H12V237L10 238V237H8V236H6V234L4 235L3 234V237H1V238H4V237H6L7 239L9 238V240L11 239V241L13 242H11L10 243V241H5V242H9L7 245H6V249H4L3 251H0V254H1V252L2 253H4V255H8V254H12L13 255V257H12V260H10V261H12V262H8L7 260H5V261H7V262H5V263H3V264H25L26 263V261H28L29 260V256L28 255H30V253L32 254V252L34 251V249L36 248V247H34V249H33V251L32 250H30L28 247H31V246H33V244L31 243V246H28L29 245V243L27 242L28 240H22L21 242H22V244H24L23 242H25V243H27L28 245L26 246V245H24L25 247H23V245H18L17 244V242L18 243H20L21 244V242H19L20 241V239H18L17 238V240L15 241L16 243L14 244V240L16 239V235H14V234H12ZM26 229V228H25ZM28 229V228H27ZM36 229V228H35ZM34 229V230H35ZM39 229V228H38ZM38 229H36V230H38ZM51 229H53V228H51ZM50 229V230H51ZM57 229H56V231H57ZM89 229V228H88ZM115 229V228H114ZM114 229H113V232H114ZM160 229H161V227H160ZM168 229H170L171 230V228L169 227ZM228 229V228H227ZM259 229V228H258ZM260 229H262V228H260ZM14 230V231H15ZM36 230H35V232H36ZM40 230H41V228H40ZM94 230H95V228H94ZM110 230V229H109ZM109 230H108V232H109ZM150 231L151 233H148L147 234V232L146 231ZM216 230V229H215ZM220 230V229H219ZM263 230V229H262ZM4 231H3V233H4ZM6 231V232H7ZM39 231V230H38ZM155 231V232H154ZM162 231V230H161ZM171 231V232H172ZM196 231V230H195ZM214 231V230H213ZM259 231V230H258ZM7 232V233H8ZM34 232V233H35ZM43 232V231H42ZM113 232H111V233H113ZM114 232V233H115ZM163 232V231H162ZM161 232V233H162ZM219 232V231H218ZM241 232V231H240ZM262 232V231H261ZM14 233H16V231L14 232ZM39 233V232H38ZM46 233V230L44 229V233H41L40 235L39 234H37V235H39V236H42L43 234H45ZM52 233V232H51ZM54 233V232H53ZM63 233V232H62ZM169 234H170V232H168ZM168 233H167V235H168ZM175 233V232H174ZM48 234V233H47ZM59 234V233H58ZM70 234H68V235H70ZM160 234V233H159ZM158 234V235H159ZM189 234H191V233H189ZM218 234V233H217ZM221 234V233H220ZM235 234V233H234ZM241 234H242V232H241ZM252 234V233H251ZM10 235V236H11ZM33 235V234H32ZM31 235V236H32ZM37 235H35L36 237H39V236H37ZM68 235H67V237H68ZM97 235V234H96ZM165 235H166V233H165ZM166 235V236H167ZM171 235V234H170ZM174 236H175V234H173ZM219 235V234H218ZM230 235V234H229ZM245 235V234H244ZM253 235V234H252ZM261 235H263V234H261ZM13 236L15 237V238H13ZM64 236H65V234H64ZM152 236V235H151ZM160 236V235H159ZM165 236V237H166ZM174 236H173V238H174ZM185 236H187V234L185 235ZM224 236H225V234H224ZM255 236V235H254ZM254 236H248L249 238H253ZM258 236V235H257ZM28 237V236H27ZM30 237V236H29ZM66 237V238H67ZM71 237V236H70ZM94 237V236H93ZM98 237H100V236H98ZM102 237V236H101ZM147 237V236H146ZM145 237V239H147ZM153 237V236H152ZM155 237V236H154ZM192 237V236H191ZM234 237V236H233ZM240 237V236H239ZM247 237V236H246ZM256 237V236H255ZM0 238V239H1ZM5 238V239H6ZM12 238L14 239V240H12ZM33 238H35V237H33ZM32 238V239H33ZM41 238H43V237H41ZM44 238H45V235H44ZM47 238H49V237H47ZM142 238V239H141ZM156 238V237H155ZM160 237H158L157 239H159ZM164 238V237H163ZM163 238L161 239L162 241H163ZM225 238V237H224ZM248 238V239H249ZM252 238L250 239V241L252 240ZM260 238H263L262 236H260ZM259 237H258V239H260ZM65 239V238H64ZM62 240V241H60V242H63L64 241V243L63 244H65V241L66 240ZM73 239V238H72ZM152 241H153V239L152 238H150ZM170 239V238H169ZM231 239V238H230ZM234 239V238H233ZM235 239H236V237H235ZM254 239V238H253ZM257 239V240H258ZM36 240V239H35ZM37 240H39V238L37 239ZM42 240V239H41ZM40 240V241H41ZM132 240V239H131ZM148 240H149V238H148ZM148 240H146V241H148ZM155 240V239H154ZM161 240H155V242L153 241V243L152 244H150V245H153L154 247H158L159 245L160 246H162V241ZM173 240V239H172ZM176 240V239H175ZM220 240V239H219ZM229 240V239H228ZM181 241V240H180ZM179 241V242H180ZM217 241H218V239H217ZM253 241V240H252ZM251 241V242H252ZM254 241H255V239H254ZM259 241V240H258ZM262 241V240H261ZM260 241V242H261ZM5 242H2V243H5ZM34 242V241H33ZM42 242V241H41ZM67 242V241H66ZM103 242V241H102ZM150 242V241H149ZM166 243H168L167 242V240L165 241ZM164 242V243H165ZM170 242V241H169ZM221 242V241H220ZM228 242V241H227ZM226 242V243H227ZM234 242V241H233ZM236 242L237 241H235L234 243H235V245H236ZM240 242V241H239ZM242 242V241H241ZM244 242V241H243ZM247 242H249V240L247 241ZM251 242H249V243H251ZM263 242V241H262ZM1 243V245H5V244H2ZM53 243V242H52ZM68 243H70V241L68 242ZM99 243V242H98ZM140 243V242H139ZM151 243V242H150ZM165 243V244H166ZM171 243V242H170ZM170 243H168V244H170ZM174 243V242H173ZM176 243V242H175ZM257 243V242H256ZM259 243V242H258ZM17 244V245H16ZM34 244H36V243H34ZM38 244H39V242H38ZM41 244V243H40ZM42 244H43V242H42ZM41 244V245H42ZM62 244V245H63ZM165 244H163L164 246H166ZM221 244V243H220ZM251 244H253V243H251ZM46 245V244H45ZM66 245V244H65ZM67 245H72V244H67ZM74 245V244H73ZM136 245V246H135ZM146 245V244H145ZM250 245V244H249ZM254 245L255 244H253V250H254ZM258 245H260V243L258 244ZM56 246V245H55ZM77 246H76V248H77ZM140 246H142V243H140ZM167 246H171V244L170 245H167ZM180 245H178V247H179ZM234 246V245H233ZM255 246H257V245H255ZM38 247H39V245H38ZM37 247V248H38ZM42 247V246H41ZM58 247H59V245H58ZM184 247V246H183ZM230 247V246H229ZM262 248H263V245L261 246ZM36 248V249H37ZM44 248L45 247H43V248H39V250L40 249H42L41 251H43V252H45V251H48V250H45L44 251ZM47 248H50V247H48L47 246ZM46 248V249H47ZM53 248V247H52ZM74 248H75V245H74ZM171 248H173V246L171 247ZM170 248V249H171ZM185 248V247H184ZM236 248V247H235ZM251 248V249H252ZM262 248H258L257 247V250H256V252L257 253H254V254H257V257H258V259L256 260V258H255V260H253V262L255 261V263H256V261H257V263H258V261H259V263L260 264H264V251L262 250ZM35 249V250H36ZM56 249V248H55ZM143 249V248H142ZM149 249V248H148ZM154 249V248H153ZM162 251H164L165 249L163 248V247H161L160 248ZM169 249V248H168ZM167 249V250H168ZM256 249V248H255ZM50 250V249H49ZM152 250V249H151ZM157 250V249H156ZM181 250V249H180ZM231 250V249H230ZM237 250V249H236ZM57 251V250H56ZM82 251H81V253H82ZM139 251H141L140 253H139ZM166 251V250H165ZM164 251V252H165ZM170 251V250H169ZM172 251H174V250H172ZM172 251H170V252H172ZM249 251V250H248ZM40 254V252L37 250V251H34V253H36V254H38V253ZM48 252H51V251H48ZM80 252V251H79ZM164 252H160L159 253V258L161 259V260H164V262L163 263H165V264H195V262L193 263V262H191L190 261V258L189 259H186L184 256V258H185V260H187V262H185V261H182V260H184V258L183 259H181V261L180 260H176V259H173L172 257V259H169L170 257H168ZM168 252V251H167ZM254 252V251H253ZM252 252V253H253ZM32 254L33 256L35 255V254ZM46 253V252H45ZM78 253V252H77ZM153 253H155L154 252V250H153ZM175 253V252H174ZM181 253V252H180ZM41 254H43V255H40L39 257V259H41V257L43 256V258L45 257V255H44V253H41ZM48 254V253H47ZM55 254V253H54ZM71 254H72V252H71ZM176 254V253H175ZM243 254V253H242ZM60 255V254H59ZM81 255H83V254H81ZM135 255V254H134ZM137 255V254H136ZM137 255V256H138ZM154 255V254H153ZM170 255V254H169ZM223 255H225V254H223ZM235 255V254H234ZM232 256V263H234V264H237V263H240V264H255V263H253L252 261L250 262V261H248L247 262V260H246V262H245V260L242 258V257H240V259H239V257L236 255V256ZM1 256H3V254L1 255ZM48 256V255H47ZM75 256V255H74ZM87 256V255H86ZM131 256V255H130ZM129 256V258H130V260H131V257ZM180 256V255H179ZM227 256V255H226ZM225 256V257H226ZM243 256V255H242ZM26 257L28 258V259H26ZM30 257H32V256H30ZM81 257V256H80ZM79 257V258H80ZM157 257V258H158ZM221 257V256H220ZM247 257V256H246ZM255 257H256V255H255ZM0 258H2V257H0ZM4 258V257H3ZM83 258V257H82ZM81 258V260H83ZM127 258H128V256H127ZM135 258V257H134ZM155 258H156V256H155ZM157 258L155 259L156 261H157ZM217 258H218V255H217ZM217 258H215V259H217ZM222 258H224V256L222 257ZM242 258V259H241ZM251 258V257H250ZM33 259H34V257H33ZM51 259V258H50ZM75 259V258H74ZM86 259V258H85ZM231 259H230V261H231ZM1 260V259H0ZM23 260H26V261H24L23 262ZM42 260V259H41ZM119 261V262H116V261ZM129 260V259H128ZM127 260V261H128ZM138 260H139V258H138ZM173 260L175 261H179L180 263H175V262H173ZM190 262H189V261ZM221 260V259H220ZM226 260V259H225ZM38 261V260H37ZM126 261V262H127ZM152 261H154V260H152V258L151 259H147V258H142L141 259V264H150ZM198 261V260H197ZM222 261H224V259L222 260ZM229 261V260H228ZM29 262H32V260L30 261L29 260ZM29 262H27V263H29ZM35 262H36V260H35ZM55 262V261H54ZM136 262V261H135ZM41 263V262H40ZM39 263V264H40ZM52 263H53V261H52ZM92 263V262H91ZM93 263H95V262H93ZM122 263V262H121ZM138 263V262H137ZM160 264L162 263V262H159ZM228 263V262H227ZM231 263V262H230ZM230 263H228V264H230ZM258 263V264H259ZM96 264V263H95ZM127 264V263H126ZM131 264H133V263H131ZM134 264H136V263H134ZM157 264H158V262H157ZM223 264V263H222Z\"/></svg>","mask_w":264,"mask_h":264}]
</instances>
